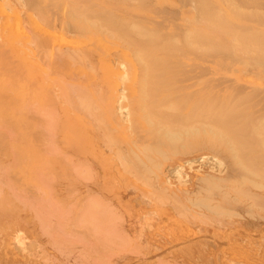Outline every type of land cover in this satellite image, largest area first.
Here are the masks:
<instances>
[{"label": "rangeland", "instance_id": "obj_1", "mask_svg": "<svg viewBox=\"0 0 264 264\" xmlns=\"http://www.w3.org/2000/svg\"><path fill=\"white\" fill-rule=\"evenodd\" d=\"M118 1L119 0H0V7H2V8H0L1 9L0 10V22H1L0 23L1 24L0 25V27H1L0 28V91H1V93H3V94L0 93V106H2V108H3V113H2V117H1V121H0V125H1L0 126V130H1V133H0V171H1L0 172V178L3 179V181L1 180L2 183L0 182V187L6 188V190L10 193V195L12 196V199H13V201H10V203H8L5 206L6 223H2L0 225V264H39L40 262L42 264H45L46 263L45 260H47V262L49 261L48 264H56V262H57V264H80V263H78V262L82 261V260H80V258H83L85 256V254L83 255V253L84 252L87 253V250L89 248L92 249L93 247L95 248V250H97V251H93V253L95 252L97 254V252L99 253V251H100V252L105 254L104 255L105 258H102L105 261L104 264L107 262L106 260L109 261V259H110V261H109L110 264L112 262H114V263L116 262V264H137V263L138 264L139 263L140 264H143V263L144 264H157V263L160 264L161 262H164V264H170V263H173V264H264V234H263L264 233V191H263L264 189H262L263 187L261 188V185L259 187V184L257 186V183L263 184V186H264V150H263L264 148L260 149V147H262V145L264 143V135H263L264 133L260 134V131H258L259 125H257V124H259V120L264 118V57L262 54L260 55L261 52L260 53L258 52V54L255 52V50L249 52V50H252V48H255L257 50L261 49L263 51V54H264V50H263L264 49V45H263V43H264V38H263L264 37L263 36L264 35V22H263L264 21V12H263L264 0H237V1L234 0L235 3H237V4L231 3L230 2L231 0L229 1L230 3L228 2V0L227 1L224 0L229 4H233L231 6L232 9H236L235 8L236 5L238 7L240 6L239 9L241 8V11H245V12H241L239 10V13L241 12L240 15H243L241 17L242 18L246 17L247 19L240 18V15L238 14L237 9H236L237 11L231 9V11L229 10V12L226 13V12L222 11V8L219 5H217L214 0H209V2L212 4L210 6L211 8H214V9H220L221 8L219 11H220V13L222 12V17L221 16L220 17L225 18L226 19L225 22L227 21V23L222 22L224 25L222 24L223 26H221L220 23L218 22V25L221 26L220 29L224 28L223 31L225 29H226L225 31H227V32L229 31V35L225 31L224 32L222 31L223 33L217 34V30L219 31V29H215L216 32L210 31V30H209L210 32H208L207 28L205 27L206 25L203 26V24L205 23L203 20L204 19L203 15H201V14L199 15V13L204 14L206 12L205 9L209 6H207L206 8L204 7L203 8L205 10L204 11L202 8H199L200 4L197 6L198 0H140V1L137 0L139 2L136 1V3L134 1L131 2V0H125V1L120 0L121 3ZM129 1H130V3H129ZM202 1L205 2V0H202ZM206 1H208V0H206ZM234 1H232V2H234ZM3 2L6 4H4ZM127 3L130 5H128ZM113 4H115V5H113ZM202 4L200 5V7L202 6ZM72 6H73V8H74V6L76 7L74 9V11H71ZM195 6L197 8H199L201 10V12L199 9L197 10V8L195 9L197 11H195L194 10ZM110 7H111V10H110ZM242 7H243V9H242ZM83 8H85L84 12H86V9L88 8L87 13H89V14L84 13V16L81 14L82 17H80L81 15L79 13H81V12L83 13ZM211 8H207V9L211 10ZM250 8L252 10H249ZM2 9L5 10L6 12L2 11ZM76 9H79L80 11L81 10L82 11L81 12L78 11L79 12L78 13ZM92 10H94V11H92ZM209 10H208V13L210 12L209 14H211V16H212V14H214V13L209 11ZM75 11L80 16H78L77 14H74ZM110 11L115 13L117 16L113 15L112 12L110 13ZM215 11H216V15H217V13L220 14L219 12H217V10H214V12ZM233 11L235 13L237 12V14L234 13L235 14L234 15L232 13ZM250 11L253 14H251ZM2 12L4 14H2ZM196 12H197V16L194 17L196 15ZM243 13H245V14L247 13V14L245 15ZM6 14H10V15H6ZM14 14L16 17L14 16ZM85 15H87L91 19L92 18L93 19L94 18L95 19H98V18L101 19V20H98L99 22L102 21V19H104L103 23L101 22L102 24H104L105 20H107V19L112 20L114 18V21L115 20L116 21L114 22L112 20V22H114V23L117 22L116 24L109 25L111 20L109 21V23L107 20L105 23V26H109V28H111L112 26L114 27V25H115V27H117V28H115V30L119 28L118 26H121L122 32H120V35H122L121 33H123L124 36L126 35L127 37H131V39H132L133 33H135V32H136L135 33L136 35H138L139 33L148 34V32L146 33V31L149 29H152L151 32H149V33L155 32L157 30L161 34L160 35L159 33H156L157 31L155 32L156 35H154V33H153L152 37H154L155 40H157V39L160 40L161 38L163 40V38H165L168 41V39L170 40V38L172 37L174 39V42H175V39H177L178 41L176 40L177 41L176 43H170V41L167 42L170 45L163 44L164 43L163 41H159V43H155L156 41L154 42V39H152V37H149L152 34H148L149 36L146 37L145 39L151 38L150 39L151 41H149V39H147L145 42H147V41H149V42L146 45V43L143 40H141V39L137 40L138 37L140 38V36H141L140 35L136 38V40H134L135 38H133V40L137 44L136 47L139 46L140 44H142L140 46H144L145 49L147 48V50L152 49L154 54L152 53V51L150 53L149 50L148 51L142 50L140 52V49H139L140 46H139V48L137 47L139 50H135L136 47H135V43H133V40H132L133 44L131 45L128 43L131 46H129V45L127 46V43L125 42V40H127L126 36H125L126 39H124L125 37L123 36L124 37L123 38L124 40H123L121 38V36L116 34L117 32L115 33L116 35H112L114 32L110 31V30L107 31L106 30L107 27L104 28L105 26L102 27V30H104V31L101 32V26H100L101 23L98 24L97 20H95L94 22H95V25L97 27L92 26V24H93L92 20L93 19L90 20L89 18H86V20H85V17H86ZM99 15L101 16V18ZM237 15H239V16H237ZM97 16H98V18H97ZM198 16H200L199 17L200 19L202 16L203 19H201V20H203V22H204L203 24L200 23V26H198L199 23H197L198 22L197 21ZM72 17H74V18H72ZM83 17H84V19H83ZM212 17H210V18H212ZM216 17H217V21H218V16H216ZM220 17H219V21H220ZM121 18H122V21H121ZM130 18H132L134 21ZM207 18H209V16ZM210 18L208 20H210ZM3 19H5V20H3ZM77 20H80V21H77ZM87 20H90L92 23L88 22ZM126 20H128L127 25L130 28L128 26H126V22H127ZM201 20H200V22H202ZM212 20L216 21V19L215 20L212 19ZM10 21H13V22H10ZM131 21H133L134 23ZM195 21H197V22H195ZM207 21H206V24L210 25L211 21L209 23H207ZM228 21H230V23ZM5 22H7V23L5 24ZM34 22L38 23V25L35 24ZM12 23H14L16 25H12ZM24 23H26V24H24ZM131 23H133L135 25H137V23H138V25L142 24L144 27L146 26L144 28V30L145 29H147V30H145L144 32H142V31L138 32L137 29H139V28H137L136 26H133V24H131ZM139 23H141V24H139ZM228 24H229V26H227ZM17 25H18L19 29L17 27H15ZM124 25L126 27H124ZM209 25H208V27H209ZM214 25H216L215 22H214ZM214 25L213 24L210 25L211 26L210 28H213ZM218 25H216V26H218ZM219 26H218V28H219ZM226 26L228 28L231 27L232 30L235 31L236 33L239 32L238 34H241V35H239L240 38L242 37V35H244L242 38L245 40L242 39V45L244 44V45L248 46L247 44L249 43L250 44L248 46L249 50L247 49L246 46L244 48V45H243V46L239 47V49L242 48L243 51H240V53L238 52V49H236V47H235V46H238V42L237 43L235 42L236 38L234 39V36L232 37L233 34L230 33L232 30L230 31ZM13 27H14V30H13ZM21 27L23 30H25V28H26V30L25 31L21 30ZM113 27L111 28V30H113ZM134 27H135V29H134ZM15 28L20 32L15 31L16 30ZM124 28H126L127 30L129 29L130 34H132V35L129 36L130 35V34H128L129 32L123 31ZM131 28H133V30H132L133 32L131 31ZM153 28L155 29V31H153L154 30ZM191 28L196 29V30H193V29L192 30L195 31L197 34H199V37H201V38L203 37L202 31L204 28H206V29H204L205 33L207 31V33H209V34L211 32H212V35L214 34L212 37H210L211 35H208L207 36L208 38L205 37L204 39L206 41H208L209 38L212 39L215 36L217 38L219 37V39H221L220 37L222 36V38H223V39H221L222 42L219 43L220 40L217 39L218 40V42H217V40L213 38L214 42L212 41L209 43H211L210 45H212L213 48H215V51L213 49V51H210V52L206 51L205 52V49H204L205 44L204 43H206V41L203 42L204 46L200 47L201 45H203L202 44L203 40L201 41L197 37V35L195 36L196 33L194 34V32L191 30ZM5 29H6V31L8 30L7 31L8 34H6V32L4 33ZM43 29H45V30H43ZM140 29H142V28H140ZM185 29L187 31H185ZM201 29H202V31H201ZM98 30L100 33L98 32ZM188 30L190 31V34L193 33V35L195 36L194 37L193 35H191L192 38L194 37L195 39H192L191 36H189L191 38V40H193V42L196 40L195 43L198 42V45H199V43L201 44L200 46H198L196 44L198 47V52H197V50L194 51L196 48L193 49V47H191V46H194L195 44L193 45V43L191 42V44L189 45L190 40H189V42H188V40H186V37L189 35ZM27 31L29 32L30 35H27L28 34V33H26ZM46 31H48L49 33ZM119 31H120V29H119ZM191 31H192V33H191ZM256 31H259L260 34H258ZM23 32L25 34H23ZM184 32L186 33L185 35H187V36L184 35L185 38H184V36L183 37L181 36V35H183ZM187 32H188V34H187ZM249 32L251 34H249ZM205 33H203V34H205ZM207 33L204 36H206ZM224 33L227 34L228 36L223 35ZM248 34H249V37H248ZM245 36H246V38H245ZM18 37H20V40ZM60 37H62V38H60ZM116 37H118V39H116ZM189 37H187V39ZM196 37L198 39H196ZM250 37H251V39H249ZM253 38H255V39L253 40ZM15 39L18 40V42H14V41H16ZM64 39L65 40L69 39V40L65 41ZM121 39L123 40L124 44L122 43ZM142 39H144V38H142ZM165 39H164V41H165ZM211 39H210V41H211ZM29 40L32 42V44H35V47H36L39 54L36 55V53H35L36 49H34L35 47L30 46L31 43L30 44L27 43ZM130 40H127V41H129L131 43ZM172 40H171V42H173ZM185 40L188 42V44ZM250 40L252 43L250 42ZM255 40L258 41V43L255 42ZM101 41H103V43H101ZM184 41L186 43H184ZM243 41H244V43H243ZM65 42H66V44H65ZM68 42H69V44H68ZM161 42H163V43L161 44ZM180 42H183L181 44H184V45L182 46L181 44H179ZM260 42H261V45H260ZM37 43H38V45H37ZM177 43H178V45H181V46H178ZM209 43H208V45H209ZM212 43H214V44H212ZM245 43H247V44H245ZM155 44L157 46H160V47L163 45L164 46L163 52H165V54L164 53L162 54V53H160V51H158V50H160L159 47H158L159 49L157 47L156 48L153 47V46H156ZM171 44H172V46H171ZM251 44L252 45L255 44V45L251 46ZM256 44H259V45L256 46ZM166 45L168 47L170 46V48L173 47V49L171 48L172 50H174V48H175L174 53L172 52V50L170 51V48H168L170 51L169 52L167 50ZM185 45L186 46L188 45L189 47H186ZM216 45L218 46V48H216L217 47ZM150 46L153 48H151ZM227 46H229V47H227ZM230 46L232 48H234L235 50L230 48ZM250 46H251V49H250ZM56 47H58V48H56ZM128 47H129L130 51L127 49ZM144 47H141V48H144ZM22 48H24V49H22ZM54 48H56V49H54ZM154 48L156 50H153ZM161 48L163 49V47H161ZM223 48H225V49L222 50ZM200 49H202V51H200ZM2 50H6V51H4L6 54L4 53V55L3 54L1 55V53H3ZM59 50H63L64 52H66V54H69V53L73 54V56H71L72 61L70 59L66 58V55L63 54L64 57H63V55H60V53L62 54V52ZM79 50H80V53H77V52L75 53V51L79 52ZM133 50H135V52L133 53L135 58L139 57L138 54H140L141 58L140 57L139 58L142 60H140L138 58V61H140V62L142 61L143 64L141 63V65H145V67H146V63H144L145 61L142 58V55H141L142 52L143 53L149 52L150 54L147 53L148 56L155 55V57L157 56L158 58L162 57L160 59L162 63L164 62V60L165 61L167 60L166 61L167 65L162 64L158 60L160 62V66H159V68H157L156 66L159 65L158 62H157V60H154L155 57L152 58L154 60L153 62H155V61L157 62L156 66L155 67L153 66L154 67L153 69H155V70H153L155 74H157V70L167 69L165 71H162V72H166V73H163V76H165V79H163L164 77L162 75H160L161 72H158V74L163 77V78L161 77L163 80L161 81L160 77H159L160 79L158 77L157 78L160 80V83L163 84V86L165 88H168V89L173 88V89L169 90L170 93H169V91L164 92L163 90H161V89H163V87L159 83H158L159 85L157 84V82L159 80L157 81L155 79H152L154 83H152V84L150 83V82H152L150 77L152 75H154V73L151 72L152 71L151 69H150L151 71L149 69H147V70H149V72L153 73V74L149 73L151 76L147 75L150 78L149 79L150 82L148 80H147V82H149L151 84L150 85L151 88L148 87L149 84H147V83H146V85H142V83L144 84V81L141 78L140 79L142 80L141 81L142 83H140L139 77L144 76L145 72H143V70L144 69L146 70V68L144 67V69H142L141 68L142 66L139 67L140 62L138 64V66L136 65L135 61L137 60V58H136V60H134L133 55H131L132 53L130 54V52H133ZM176 50H178L179 52L177 51L178 52L177 53ZM203 50H204V52H203ZM209 50H210V47H209ZM245 51L249 52V54H247V52H246V55L242 54V53H245ZM19 52H21V53H19ZM67 52H69V53H67ZM85 52H87V53H85ZM88 52L89 53L91 52V54H89ZM136 52H138V54ZM175 52H176L177 56H176ZM106 53H108V55ZM76 54L80 55L81 59H82L81 56H83V58H85L86 54H87L86 57H88L89 55H92V56H89L88 58H86L85 61L83 59H82L83 61H81V60H79L78 56H76ZM178 54H180V55L178 56ZM93 55H95V56H93ZM114 55H116V56L114 57ZM165 55H167V56H165ZM148 56L145 55L144 59H147ZM151 56H150V58H151ZM173 56H174V58H173ZM6 57H7V59H6ZM37 57H39V58L37 59ZM150 58H149V60H151ZM73 59H76V60L73 61ZM149 60H148V62H149ZM124 61H125V63H127L126 66H128V63H129L130 68H132V69L126 68L124 70V68H125ZM76 62H78V63H76ZM150 62L148 63L149 65H150ZM153 62H151V64ZM155 63L153 65H155ZM85 65L87 68H90V69H91V67H88V66L91 65L95 69L92 68L90 71L89 70L86 71L87 69H85V67H84ZM43 67L47 68L49 72L46 69H44ZM127 69L131 71L130 72L131 74L129 76H128L129 73H127L128 72ZM45 70L49 73L48 74L46 72L47 73L46 76H44ZM95 70H97L99 72H97ZM139 70H142L140 72L142 75L140 73H138ZM91 71L92 72L95 71V72L92 73ZM169 71L171 73H173L174 79L171 78L172 76L170 77V75H172V74ZM74 73H75V75H74ZM95 73H96V75H95ZM125 73H127V74H125ZM63 74L65 75V77ZM82 74H84V75H82ZM102 74H106V75L102 76ZM146 74H148V73H146ZM13 75H15V77ZM20 75L24 76L23 77L24 79H22L21 78L22 76H21L20 77L21 80H19ZM97 75L99 78L97 77ZM57 76L59 78H56ZM124 76H126V77L128 76L129 81ZM147 76H144L142 78H145ZM156 76L157 75H154L153 77L156 78ZM60 78H61V80H60ZM67 78H69V79H67ZM81 78H83V79L81 80ZM52 79L56 82L55 84L53 83L54 81ZM63 81H66L67 85H69L70 83L72 85L74 84L73 87H71L72 89H70V86H72L71 84L68 87L67 85L63 84L64 83ZM163 81L165 83H163ZM28 82L31 83V85ZM50 82H52V83H50ZM60 82H62V83H60ZM145 82H146V80H145ZM155 82H156V84H155ZM166 82H170L169 84H171V85H169V86H172V87L171 88L167 87L168 83H166ZM172 82L174 85H172ZM44 83H46V84H44ZM76 84L82 88L83 87L87 88V89H85V88L84 89H85V91L88 90V92L86 91L87 96L85 95L88 99L86 97L84 98V100L81 99L84 97V95H83V97L80 95V97H78L79 99L75 98V96L77 97L79 95V93H77V92L80 91L79 87L75 89L74 86ZM95 84H96L95 87L97 88L96 92L93 91L95 89L94 88ZM164 84H166V85H164ZM64 85H65V88L63 89ZM91 85L93 87V90H92ZM155 85H157V86H155ZM57 86L60 87V89H62V91H64L65 94H67V95H65L64 93H63V95H60L59 93L61 91H59V93L56 92L59 90ZM97 86L98 87L100 86L101 89L98 88ZM142 86L143 87L147 86V87L142 88ZM153 86H155V87H153ZM158 86H161L162 88L160 89ZM11 87H15V88H11ZM28 87H30V89ZM66 87L69 89H66ZM103 88L106 91H104ZM157 88H159L160 90H157ZM174 88L175 89L177 88V89L174 90ZM48 89L51 90L52 94L50 93V91H48V93H47ZM99 89L102 91L100 92ZM140 89H141V92L142 91H144V93L146 92V95L145 94L142 95L143 93L142 94L139 93ZM148 89L152 90V93H150L151 91H147ZM23 90H24V92H23ZM53 91L56 93L55 94L56 96L54 97V99H52L50 101L49 99L53 97V93H54ZM86 92H85V94H86ZM49 93L52 95V97ZM175 93L176 94L178 93L181 96L176 95L177 96L176 97ZM181 93L184 94L185 96L182 95ZM73 94H76V95H73ZM232 94L235 95V97ZM37 95H39V96L37 97ZM98 95H99V97H98ZM165 95H169L168 97L171 96L170 99L167 98ZM173 95L176 98L174 97V99H173L172 98ZM141 96L143 98H145L144 96H146L147 98L149 97L148 101L150 100L151 101L150 103L152 104V107L150 104V107L152 109H150L149 105H148V108L150 109V111L146 110L147 105L145 106V103L147 104V101H146L147 99L142 103L141 102L142 100L139 99V98H142ZM34 97H37V99ZM178 97H180V98H178ZM72 98L74 100H72ZM89 98H90L91 102H94L96 104V106H93V105H95L93 103L91 105V102L88 103ZM127 98H130L131 100L128 101ZM189 98H190V100H188ZM236 98L239 101L240 100L241 101L240 102L237 101ZM241 98H243L244 100ZM26 99L29 101V103L24 102V101L27 102ZM63 99H65V100H63ZM85 99H87L88 101L87 100L85 101ZM122 99H123V102H122ZM185 99H186L187 103H184ZM69 100H70V102H69ZM71 100L74 102H72ZM101 100L103 102H101ZM161 100H164L165 105H164L163 101H162L163 103L160 104ZM175 100H177V101H175ZM179 100H181V101H179ZM231 100L232 101L234 100L233 103L236 105H234L231 102ZM79 101H81V102H79ZM82 101L85 102V105H84V103H82ZM99 101L101 102V104L99 103ZM117 101H119V102H117ZM223 101L225 104L223 103ZM22 102H24V103H22ZM34 102H36V103H34ZM54 102L56 103V108L58 109L57 113L55 112L57 109L54 108L55 107ZM115 102H117L118 105L120 104V102H122L121 103L122 106L121 105H119V106L122 107V109L124 107V109L127 111V113H128V111H130L129 112L130 115L131 116L133 115V116L132 117L130 116V118L128 117L127 120H124V122H123V119L121 118V116L116 111L118 105ZM175 102L177 105L182 106V108H183V110H182V108H179L182 110V111L180 110L181 115L182 114L187 115L189 113L188 115L190 117L185 119L188 122L191 120L190 119L191 117H194V118L199 117L196 115H199V114L201 115V113L203 114L204 112H205V114H207L204 108L207 107L208 110L210 108H212V109H210L211 111L209 110L211 113H209V111H207L208 115L210 114V116H211V117L208 116V119L209 120L212 119V124H210V126L211 127L213 126L212 128H215V131L217 133H215L213 131V133H215V134L212 133L213 136L211 138V135H210L211 133L209 131L211 130V132H212L213 129H209L211 127L207 124H206L207 128L204 127L206 130L202 129V130H200V132L197 131L198 127L199 128L202 127V126H200L201 125L200 124L201 121H200L199 124L197 123L199 126L197 128H195L197 125L196 124L194 129H193V130L196 129V131L191 130V132L193 131L194 136H192V133H191V138H190L188 135L189 134L188 130L192 129L193 127H190V126H193V125L189 124L190 129H187L189 127H187L186 123H184V125H186L187 128L184 129L185 126H183V127L180 126V127H181V129L183 128V130H187L188 134L187 133L184 134L182 131H180V133H179V131L177 130V133H179V134H177V136L176 135H172L173 137L169 136L168 137L169 140L167 138V140L165 141L164 138H166L167 136H165L164 131H165V129H167V127H166V125H164V126L161 125L162 121H163V123H164V121L166 123L169 120L168 121L169 123H166L167 125L168 124L172 125V124H170L171 121H173L176 124H177L176 121H179L177 125H182L181 124L182 122L180 123L181 119H179V118H181L183 115L181 117L178 116L179 110L178 111L176 110L177 105H175L176 107L174 106ZM180 102H183L186 105L185 109H184V105H180V104H182ZM235 102H237V103H235ZM68 103H74V104H72V105H74V109H73V106H70L71 104L68 105ZM86 103H88V104H86ZM137 103H139V104H137ZM158 103L160 104V106L158 105ZM220 103L224 104L226 106V108H225L226 110L224 109L225 113H226V111H230V112L233 111L234 106H235V109H238V111L236 110L235 112L234 111L231 112L230 113L231 115L229 116V118H227L229 115L228 113H226V115L223 113L225 116H227V117H225L222 114L224 117V120H223L222 119L223 117H221L222 115L219 112L220 110L217 109V107H220L219 106ZM228 103H230V104H228ZM50 104H52L53 106L50 107L51 106ZM143 104H144L145 108H142ZM166 104H167L168 108L170 106L171 111L173 113H175L176 116H178V118H177L178 120L176 119V116L175 117L173 116V113L171 111H170L171 113L169 112L170 109L166 112V109H168ZM193 104L197 105V106L196 105H194V106L196 108H199L201 113L197 109H196L197 111H195V110H193V107H190V105H193ZM203 104H204V106H203ZM245 104H247V105H245ZM81 105L83 107L85 106L87 109L85 107L83 108ZM153 105L157 106L161 109H158V110L156 109L157 111L155 112V109H154L155 107ZM211 105H212V107H211ZM213 105L214 106L216 105V106L213 107ZM230 105H231V107H230ZM43 106L45 108H47L46 111L48 113L47 112L46 113L48 115L46 114L45 117L48 116L47 117L48 121H49V118H51V119L53 118V120L55 117L57 118V119L55 118V120H58V121H56V123H59V124L53 123V124L57 125V127L55 129L57 133L54 132V134H52V132L50 131L51 134H49V131L46 132L48 128L46 129V131H44V130L41 131V129H44L43 124H45L47 122V121H45L46 119L44 118V112H43L44 110L43 109H45V108ZM87 106L88 107L90 106V107L88 108ZM126 106H127V108H126ZM131 106L134 108H132ZM48 107L53 108V112L51 109H50L51 112L48 111L49 110ZM128 107H130V108H128ZM195 107H194V109H195ZM221 107H222V105H221ZM228 107L231 109H229ZM38 108H40V109L38 110ZM81 108H82L81 111L77 110V109H81ZM93 108H95V110ZM223 108H224V106H223ZM28 109H30V111H31V113L29 111L30 115L27 113ZM33 109H35V110H33ZM85 109L89 113H87L85 111ZM91 109L93 112L91 111ZM97 109L102 110V112L104 113V114H102V112L99 110V112L102 114V116H100L101 114L98 115V116H100V119H99V117L96 118L97 116L92 114V113H95ZM189 109L192 112L195 111V112H198L199 114H197V113L195 114V112H193V114H192V113H190V111L188 112ZM216 109L218 111H216ZM133 110H135V111H133ZM221 110H222V108H221ZM38 111L40 112L39 116L37 114V113H39ZM82 111H84V113L85 112L86 113L84 114ZM90 111H91V113H90ZM224 111H222V112H224ZM23 112L25 115L23 114ZM145 112H149V113L152 112V114H151L152 116L155 114H158V116H159V114L160 115L163 114V116H161V118L158 117L159 118L158 119L157 115H155L156 118L158 119V121L156 119L152 118V120H153V122H152V120L150 119L151 117L149 118L148 114H146ZM218 112H219V115H221V116H218V114H216ZM239 112H240V114H239ZM167 113L168 114L170 113L169 119L166 118V116L164 115ZM180 113H179V115H180ZM20 114H21V116H20ZM49 114L51 115V117ZM52 114H55V115H52ZM111 114H112V117H111ZM144 114H146V115H144ZM171 114H172L173 120H171V116H170ZM194 114H195V116H191ZM205 114H204V116H205ZM86 115H88L89 118ZM142 115H144V116H142ZM18 116L21 117V118L19 117L20 120H19ZM93 116L95 118H92ZM128 116H129V114H128ZM141 116H142V119H141ZM8 117L9 118L11 117V118L9 119ZM163 117H165L166 119ZM167 117H168V115H167ZM202 117H201V119H202ZM205 117H207V115ZM218 117H220L223 121H225L226 119H228L229 121H233V122H231L232 123L231 124L227 120V123H225L224 126L226 128V126L228 124H231V126L229 127V128L232 127L231 130H233V126H234V128H235L233 130L234 133L233 132L231 133L229 131L230 129H225V130L229 131L235 139H237V140L239 139L245 148H247V146L249 145V147L251 148V150L249 149L250 151L248 150L246 152V149H244L245 152H243L242 146L237 148V146L240 143L237 140H236L237 141L236 147L234 148L233 144L235 142H233V143L231 142L232 143L231 144L228 141L230 138L228 139L225 136L226 132L223 134L221 132L222 130L219 131L220 128L218 126H220V125H218V124H221L223 121H221ZM231 117H232V120H231ZM184 118H185V116H183V120H184ZM217 118L221 121V122L218 121L220 123L216 122L218 120ZM245 118L247 121L244 123L243 121L245 120ZM77 119H78V121H77ZM93 119L96 120L97 122H98V120H100V121L97 123L96 121H93ZM103 119L105 120L104 123H103ZM131 119L134 120V121H132L133 124L134 123L137 124L136 126L135 125H132V127L130 126V124H132V123H129V121ZM188 119H190V120H188ZM196 119H198V118H195V120ZM208 119H207V121H209ZM249 119H251L253 126L255 123L256 128L258 127L256 129L254 126V129L257 131H253L254 130L253 129L252 130L253 133L250 130L253 128V126H251V128L247 126L248 124L250 126ZM257 119H259V120L257 121ZM3 120L5 122H2ZM59 120H61V121H59ZM136 120H137V122H136ZM199 120H200V118H199ZM204 120H205V118H204ZM145 121L148 123H146ZM213 121H214V123H213ZM17 122L20 124H18ZM94 122L97 123L98 127H100L101 123H102V125L105 124L103 126L104 128H102V126H101V128H99V130L102 129L103 131L106 132V134L111 133V130H112V132H113L112 135L109 134L111 136L104 135L105 132L102 134L105 136L104 138H102L104 140V142L101 139V137H102L101 131L102 130L99 131L98 127L95 125L96 123L94 124ZM118 122H119V124H118ZM191 122H194V121H191ZM210 122H211V120H210ZM242 122L245 124V127L247 126L250 129L245 128L244 124L242 125ZM4 123L5 124L8 123V125L7 124L4 125L7 128L6 127L4 128V126L2 127V125ZM205 123H207V122H205ZM260 123H264V122H260ZM22 124L25 127H23ZM93 124L96 126V128H95V126H93ZM106 124H108V126ZM147 124H149L150 127H149V125L147 126ZM222 124H224V123H222ZM222 124H221V127H222ZM26 125H27V128H26ZM36 125L41 127V129L39 127H37L35 129ZM151 125L153 127H155V129L157 128L156 130H154V128H152L153 132L151 129ZM157 125H158V127H157ZM159 125L162 128L166 127V128H164V130L162 129L163 131L161 130L162 133L164 134L163 136H165V137L163 138V136H161L162 134H159L161 140L159 138L157 139V140H159V142L163 141V143L161 142L162 144L159 143L158 141H156V138L158 135H156V138H155V136L153 134L154 131H157V132L160 131L161 128L159 127ZM202 125L204 126L205 124H202ZM45 126H47V125H45ZM48 126L50 127V125H48ZM52 126H55V125H52ZM134 126L136 128H140V129H136V132H135V130L133 131ZM137 126H139V127H137ZM228 126H227V128H228ZM235 126H238V127L242 126L240 128V131H241V133H243V131H244L243 136L240 133V131L238 130L239 128L236 129ZM260 126H264V125L260 124ZM8 127L14 128L15 131L12 130V128L9 130ZM107 127L109 128V130H106V129H108ZM169 127H171V126H169ZM1 128L2 129L4 128L3 129L4 131ZM57 128H60V130ZM129 128H132V130H130ZM144 128H146V129H144ZM148 128L150 129L149 131H148ZM158 128H160V129H158ZM223 128L224 127H222L221 129H223ZM242 128H245V129H242ZM95 129H97L99 132L95 131ZM178 129H180L179 126H178ZM207 129H209V131ZM247 129L249 132L251 131L250 132L251 135H249L247 132H245V131H247ZM11 130L13 131V133L10 134ZM23 130H25V131H23ZM140 130H143V131H140ZM172 130L173 129L171 127L170 132H172ZM259 130H262V127ZM168 131H167V133H170ZM238 131H239L240 135L238 134ZM15 132H17V133H15ZM97 132L100 135H98ZM174 132H172V133H174ZM194 132H196V133L198 132L200 137L199 136L195 137L198 134H196ZM5 133H6V135H5ZM18 133H19V136L17 135ZM20 133H22V134L20 135ZM25 133L26 134L29 133V135L28 134L25 135ZM96 133L98 136L96 135ZM246 133L249 135L250 138L247 137ZM43 134H45V135H43ZM183 134L186 137L188 136L187 137L188 141H186V137ZM207 134H209V135H207ZM15 135H17L16 137L19 138V140L15 137ZM52 135H53V137H52ZM136 135H139V136L136 137ZM169 135H171V134H169ZM214 135H217V137L215 138ZM254 135H258L259 138L257 136H254ZM12 136H13V138H12ZM203 136H205L204 137L205 139L203 138ZM235 136H237V137H235ZM239 136H242V137H239ZM8 137H10V138H8ZM109 137L114 138V139H110ZM171 137L173 139V141H172L173 143L170 141ZM228 137H230V135ZM91 138H96V139L92 140ZM116 138L119 141L115 142L114 140ZM248 138L251 140H249ZM15 139L17 140V142L16 141L12 142V140H15ZM162 139H164V140H162ZM176 139H178L177 143H176ZM213 139H214V141H213ZM216 139H218L220 142ZM220 139L223 141L225 146L222 145L223 143L221 142ZM258 139H261V140H258ZM22 140H23V142H22ZM55 140H57V141H55ZM72 140H73V142H72ZM96 140H97V142H96ZM179 140H181V141H179ZM207 140H208V142H207ZM246 140L248 141L249 144H246L247 143ZM168 141H169V143H168ZM230 141H233V140H230ZM255 141H256V144H254ZM261 141H262V143H261ZM42 142L44 143V145ZM156 142H158L159 144L156 145L155 144ZM187 142H189V143H187ZM53 143H55V144H53ZM102 143L105 147L106 146H108V147L104 148ZM107 143L109 145L111 143L110 146L111 147L113 146L112 148H114V149L109 148V145ZM130 143H133V144L130 145ZM166 143H168V144L172 143L173 145L176 143L174 145V146L177 145L175 148L176 151L174 150V146H169ZM237 143H238V145H237ZM50 144H51V146H52V144L54 146L58 145L57 147L60 150L56 146H55L56 148H54V149L55 150L58 149V151H60L59 153L57 151L58 156H60L59 159H58V157H56L57 155H53L52 153L47 156V154H49V151L47 150V152H46V148H48V146L50 148ZM127 144H129V145H127ZM154 144L156 145L158 150H157V148H155ZM163 144L165 146H163ZM187 144H188L189 148L187 147ZM114 145L115 146L117 145V146L114 147ZM142 145H144L145 147L144 146L142 147ZM54 146H52V147H54ZM120 146H122V147L124 146V148H126L127 152L122 147H121V149H124L123 151L121 149H118V147H120ZM134 146L137 148H135ZM146 146L148 149L146 148ZM254 146H255V148H254ZM172 147H173V150H172ZM116 148H117V150H116ZM142 148L144 149V151H146V153H144ZM191 148L193 149V151L191 150ZM253 148L256 150H253ZM10 149H11V151H10ZM44 149H45V151H42ZM105 149H106V151H105ZM145 149H147V150H145ZM161 149L164 153L161 151ZM240 149H242V152H239V151H241ZM259 149H260V151H259ZM14 150H15V153H14ZM50 150L53 151L51 148H50ZM91 150H92V152H91ZM107 150H109L110 152L108 153ZM113 150H116L115 151L116 153L111 152ZM118 150H119V152L122 151L126 154L128 153L127 155H125L124 153L123 154L125 155V157L128 156L129 161L134 160V159H132V154L137 153V156L133 157V158L138 157L141 160V162L146 164L147 169L150 168L149 170H147L149 172V174L144 173V171H142V170H146V169L141 162H140L141 165L139 164L138 158H137L138 160H136V162L138 161V163H136L135 160L131 162V163H133L132 165H135L132 168H134V167H136V168L134 170L132 168L128 169L130 166H132V165H130V162L127 160V162H129V165H130L129 166L125 162L126 160L125 161L121 160L122 156L121 157L115 156L117 154ZM130 150L133 151L134 153L131 154ZM159 150L161 152H159ZM189 150H191V152ZM213 151H214V153H213ZM234 151H236V152L238 151L239 152L238 154H243V153L244 154L241 155V157H240ZM122 152H120V154H122ZM185 152H186V154H185ZM258 152H260V153H258ZM53 153H56V152H53ZM64 153H68L69 155L71 154L70 155L71 159L69 158L70 156L68 154H66L67 156L65 155L66 157H63ZM158 153H160V155ZM231 153H233L234 155H231ZM256 153H258V154H256ZM142 154H143V156H142ZM18 155H19V157H18ZM33 155H37L38 158L36 159L35 166L32 168V165H33V158L32 157H33ZM144 155H146V156H144ZM236 155H237V159H235ZM10 156H12L13 158H11ZM161 156L162 157L164 156V157L162 158ZM252 156H254V158ZM15 157L18 158V160L15 159V161H14ZM116 157L118 159L120 158L121 161L125 162L129 166V167L127 166L128 170L125 169L126 171L130 172L132 170L131 172L133 173V171L136 170L135 172H137V175H139V176H137L135 178L138 179L139 181H136L134 179V176H136V173H135V175L133 173L134 176H132V174L130 172V174H131V176H130L129 173L124 172L125 170L123 171V169L126 168V166H124L126 164H124L120 160L118 161V159ZM222 157H223V159H222ZM61 158H63V159L65 158L64 159L65 161H66V158L68 159L66 161L67 163L66 162L62 163L63 166L59 162L61 160ZM124 158H122V159H124ZM129 158L132 160H130ZM241 158H243V160L245 161V166H246L247 171H248V169H250L251 171L253 170L252 171L253 173H256L257 169H259L260 172L258 170V173H260L259 175H261V176H257V174L256 175L255 174L250 175L248 173V172H250V170L248 172H246L245 171L246 169L244 168L245 166L242 165L243 167L242 166L240 167L241 164H239V163L244 162V161L242 162ZM145 159H148L150 163L148 162V160H145ZM238 159H240V160L238 161ZM76 160H77V163L78 162L80 163V164L78 163L80 166L84 164L86 167L88 164V167L90 168L89 165H91V166L93 165L91 167L92 170H91V168H90V170H91L92 174L94 171L99 172V174L98 173L95 174V172H94V174L96 175V176L94 175V177L95 178L97 177V178L92 179V176H91L92 180H88L89 178L86 175L87 174L92 175V174L86 173V172H90L89 169H87V167L84 168V166L83 167L81 166L82 167L81 168L79 165H75V164H77ZM255 160H257V162ZM21 161H24L25 163H23ZM68 161H69V163H68ZM217 161L220 163V165ZM222 161L224 162V164ZM3 162H5V163H3ZM7 162L9 163V166H11V167L6 165V164H8ZM16 162L18 163V165ZM61 162H63V160ZM70 162H71V164H73L75 162L74 165L76 167L79 166L80 167L79 170L83 169V170H80L82 172L83 171L85 172L84 169H86V172H85L86 175H85V173H81L75 166L70 165ZM14 163H16V164H14ZM41 163L44 165L47 164V166H49V167H47L45 165L47 167V169H50L51 173L52 172L54 173V175H53V173L52 174L50 173V175H48L51 178L47 176V173L49 172V170H48V172H46L47 171V170L45 171L46 168L44 169L45 166L43 167ZM49 164H51V165H49ZM120 165L123 166L124 168L121 169ZM217 165H218V167H217ZM140 166H143L144 168L140 167ZM228 166H229V168H228ZM38 167H41V168L43 167V169H44V170L41 169L40 170L41 172L39 174L37 173V171L39 172ZM65 167L67 169H65ZM21 168L22 169L24 168L25 171L22 170ZM68 168H70L69 170H71V168H73V169H72V171H69ZM178 168L180 169V172H179L180 177L178 176V178H170L171 185L164 184V181L167 179V176L169 175V171L170 170H176ZM242 168L245 170H241ZM34 169H35L34 172L36 173V175L33 174L34 172L32 170H34ZM74 169L78 170V173H80L79 176L81 178H83L82 175L84 174V176L87 177V181H86L85 177H84L85 180H83L77 176L78 174L75 175L76 172L73 171ZM224 169H226V170H224ZM21 170L23 172H21ZM151 170L153 171V173L151 172ZM6 171H8L9 174L8 173L6 174L5 173ZM10 172H11V174H10ZM43 172L45 173V175L47 177L44 174L42 175ZM102 173H103V175H102ZM117 173H118L119 177L117 176ZM143 173L146 175H143ZM4 174H6V175H4ZM55 174H57V177H55V178H57L56 183H55V180H53L54 178H52V176H51V175L56 176ZM147 174H148V176H150L152 178L147 177ZM253 175H255V177ZM5 176H6L5 179L8 178L9 182L12 181V183L11 182L9 183L8 180L5 181V179H4ZM35 176H36V178H35ZM37 176L39 178H42V180L38 179ZM61 176L64 178H61ZM100 176H101V178H100ZM251 176H253V177H251ZM31 177L33 180L31 179ZM258 177H259V179H256ZM48 178L51 179V181ZM142 178H143V180H144V178H149V180H151V182L154 181L151 185H153L155 183L154 185L155 186L157 185L156 186L157 190L159 189L158 192H160V189H163V193L165 192L164 194H166V193H167V195L169 194L170 198L177 200V203H178V199H180V201L182 203L179 202L181 204V206L179 204V208L180 207H186V208H184V209L180 208V210H179L178 205H177V207H176V205L175 206L173 205L174 207H176L175 210L178 211V214H176L174 212L175 210H173L174 207L172 206V204L168 205L169 201H168V203L165 202L167 204H164L167 206H164L163 204H162L163 206L162 205L159 206L158 204H160L162 200H165L166 196L164 194L162 196H160L162 193H160V195H159V193L157 192L159 195V198H158V195L156 198H158L160 200V198L163 197L164 199L160 200V203H158V204L156 201H152V200L156 199L155 196H154V198H150L152 195H154V193L153 194L151 193L152 195H150V193H148V192L152 191L151 187H153V190L155 188V191H156V187H154V185L153 186L149 185L151 189L150 188H144L149 183L147 182L148 179L145 180L146 182L141 180L142 183L143 182L146 183V184L143 183V186H142L141 181H140V179H142ZM251 178H253V179L251 180ZM34 179H37V181ZM45 179L49 180L47 183L48 185L51 182L49 185L50 187L53 183H54L52 185L53 187L56 184L54 189H57V190L54 191V189H52L53 190V193H52L53 197L50 195L51 192L48 193V191H47V189L50 187L48 185H45V182H44ZM93 180H97L98 184ZM38 181H40V182H38ZM239 181H241V182H239ZM254 181H255V183H254ZM6 182L9 184H7ZM12 185L13 186L15 185V186L13 187ZM33 185L34 186L36 185L37 187L35 186L36 187L35 188V187H33ZM64 186H65V188H64ZM233 186L234 187L236 186L235 188H237V189H239V188L244 189V190L240 189V191H243L245 193L247 192L246 193L247 196H244L245 194L243 192H240L239 194H236L235 191L233 192V190H234L232 188ZM11 187H13L14 189H10ZM44 187H48V188L46 189ZM228 187L229 188L231 187L232 189L231 188L229 189ZM20 188H21V191H20ZM23 188H24V191H26L27 193L22 191ZM127 188H129V191ZM36 189H37V193H36ZM40 189H42V191H43V194H42L43 198H46L42 201H40L42 199V197H40V195H39V194H41ZM147 189H149V190H147ZM165 189H166V191H164ZM14 190L19 191L20 193L15 192ZM52 190L50 189L49 191H52ZM38 191H39V194H38ZM183 191H185L187 193H185ZM238 191L239 190H237V192ZM23 192L26 194H24ZM21 193H23V194H21ZM44 193H46V194H44ZM173 193H174V195H173ZM27 194H28V197H30V195L31 196L33 195L30 198V199H32L31 201L29 198H28L29 200L26 201L27 200ZM34 194L36 195L35 199H34ZM68 194L72 198L70 196H68ZM94 194L99 195V196H94ZM15 195H17V196H15ZM19 195L21 197H18ZM89 195H91L90 197H92V195H93L95 198H91V199H94V200H96V198L98 197L97 199L99 200V202L96 201L95 203H98L101 205L103 202L108 201V202H106L107 204H105L106 206L110 205V203L113 206H115V209H117V213L118 212H120V213H118V217L116 215L114 216V214H111V215H113V219L116 217L115 220L118 218H120V219L122 218V220L118 219V222L123 221V218L125 217L124 218L125 223L120 225V226L123 225V227H120V228L117 227V225H115L116 223L115 224L113 223L115 220H113V219H112V221L110 220L112 217L110 218L109 216H111V215H108V216L106 215L105 217L103 216V218L101 219L100 218L101 216L100 217L97 216L99 213L96 214V212H95V214L93 213L94 217L89 215L88 219H83V218H85V215H87V213L85 215L82 213L84 216L82 218L83 219L82 220L80 215H78L79 211L85 210L84 208L89 205V204L86 205L87 202L88 203L91 202V207L93 206L92 203H94L91 199L89 201L86 200V198H88ZM122 195L123 196L125 195V196L122 197ZM155 195H156V193H155ZM175 195L178 198L172 197ZM13 196L15 198H19V199L16 200ZM49 196L51 198H55V199H52V200H56L53 202L59 201V202H61L62 205L65 204V207L61 206V205H60L61 207H59L58 205H55L56 203H54V205L51 207V205H52L51 203H53V202H52V200H49V199H51ZM37 197H40L41 199L40 198L37 199ZM47 197H49V199ZM83 197H84V199H83ZM100 197L104 198L103 199L104 201L103 202L101 201L102 203H100V199H99ZM113 197H114V199H113ZM245 197H249V200L251 198L250 202H248V198H245ZM21 198L24 200L26 199V200L25 201L23 200L21 202L20 201ZM136 198H139L141 200V203L139 205H136V202L134 201ZM166 199L168 200L169 196ZM172 199H171L170 203H173ZM187 199L189 200V202ZM74 200H75V202H77L76 203L77 205H78V202L80 200L79 203H81V204H80V206L78 205V208H76L77 205L74 204L75 203V202H73ZM253 200H255L257 202H255ZM34 201L36 202L37 205L39 204L38 205L39 207L43 206L42 207L43 209L45 206L50 208V209H53V207H54V210H51V211L50 210L47 211V208H46V212H45V210H41L42 208L40 207V214H38L37 217L41 216V211H42V213L45 212L46 215H48L51 212L50 213L51 217H48V220H47L48 222L50 221V218H52V216H53V219H51V220L54 223V218L59 216L58 215L59 211H62L61 212L62 217L60 214V216L58 218H60V219L63 218L61 221L64 222L66 220V222L65 223L60 222L59 221L60 219L57 220V218H56L55 222L58 221L60 224L56 225L58 222L55 223V227L53 226L54 229L57 227L58 228L62 227L63 230L68 229L67 232H65V233L66 234L70 233V234H68V236H71L70 239L72 238V240H74L73 238H74L75 234H76L75 238L80 239L79 237H77V232H78V234L80 233L81 236H83V237L85 235L86 237L89 236L91 238L92 241L90 242V239H89L87 242L88 238L86 239L84 237L86 246L83 244L84 238L80 239V240H82L81 241L82 247H83V245H84V247L89 246V248H87V249L85 248L86 250L81 247V249L84 250V251H81L82 257L80 255V258H79L78 257L79 252H77L78 253L77 257L79 259L75 258V254H77L76 250L78 251V249H77L78 245L81 244V243H79L80 242L79 240H78L79 242L77 241V239H75L76 242H75V240H74V242H71L72 244L76 243V244H74V246H76L77 243H78V245L75 248H74V246L70 245L74 248V249L71 248V250H70V247H68L69 246L68 244H70V239H69V241L68 240L66 241L67 235H64V236L62 235L63 241L65 240L66 242H68L67 247L64 245L63 241L61 242L62 238L60 237V235L63 232V231H60L61 229H58V230L55 229L54 230L52 226L51 227L49 226V229H48L47 228L48 226L46 225L47 221L42 220V222H44V223H42V222H40L41 220L39 218L34 217L35 211L39 209V208L37 209V207H36L37 205L34 206L35 205V203L33 204ZM43 201H47V203H49L48 201H50V206H49V204L45 205L44 203H46V202H43ZM125 201H127L128 205H129L128 210L124 206ZM190 201L193 202V204L191 203V205H190ZM23 202H25L24 206H23ZM154 202H156V203H154ZM195 202L200 203L199 206ZM253 202L255 205L256 204L257 205L255 206L253 204ZM28 203H29V205H28ZM70 203H72V205ZM175 203H176V201H175ZM98 204H96V206H98ZM154 204H156V205H154ZM194 204H196L198 206V208H197V206L196 207L193 206ZM201 204L204 207L206 206V208H204ZM66 205H67V207L69 206L71 208V211L69 210L67 212L66 209H70V208L69 207L67 208ZM74 205H76V206L74 207ZM84 205H86V206L83 208ZM112 205H110L109 210H112L116 213V210L112 207ZM55 206H56V208L58 206V208L62 209V210H58V209L56 210ZM111 207L113 209H111ZM157 207H159V208H157ZM29 208H31V209L33 208V209L31 210ZM103 208H106V207L104 206ZM63 209L67 213H65V211ZM99 209H97V210H99ZM118 209H120V211ZM184 210H185V212H187V214H189V215L191 214L190 216H196L197 218L196 217L190 218V216L186 215L185 212H182ZM32 211H34V213ZM99 211H102V210H99ZM56 212H58V213H56ZM69 212H71V214ZM89 212L91 213V211H89ZM106 212L108 213L107 210H106ZM197 212H199L201 214H199V213L197 214ZM73 213H75V214H73ZM109 213H112V212H109ZM54 214H57V216H55ZM67 214L69 215L67 217L68 219L66 218ZM103 214L104 213H102V215ZM119 214H120V216H119ZM121 214L123 215V217H121L122 216ZM181 215L184 216V218ZM200 215L205 216L204 219H203V216H200ZM42 216H43V214H42ZM71 216H73L74 218L75 217L78 218L79 220L82 221L81 223H83V224L85 222L86 223L88 222V224H89L90 223V217L95 218V221H97L96 224L99 222V218L101 219L100 222H102L104 219V221L106 223L110 222L109 224H111L114 227L115 230H113V234H114V232L119 231V229L124 230V228H125L126 233L121 230L123 232V235H121L122 232H119V233H121L120 236H122V237H119L118 240L119 239L121 241H123L122 239L128 240L127 242L129 243L128 244L129 246L127 245L126 242H125V245H127L126 248H125V246L123 247V245H121L120 243H118L119 245L116 243L119 246L120 251L117 250L118 247H115L116 245H114L113 241H111V242H113L114 246L112 244L110 245V243L107 241L108 239L106 237L109 236L110 231H107V233L106 232L104 233V231L107 228H110L111 226H109V225H108L109 227L105 226L104 221H103V224L102 223L100 224L102 226V228H101L99 225L96 226L95 222L92 220L93 221V222H91L92 224H89V225L97 227V228L95 227L97 229V230L96 229L95 230L97 232L99 231V234H101V236L100 235L99 236L101 237V240L103 241V243L105 241L104 244L107 248L104 249V246H101V245L98 246L97 242H95V241L93 242L94 239H93V237L90 236L91 233H88L89 231L85 229V226L82 224L84 229H83V227H77L76 225L79 224L80 221H76L77 219H72L73 217L71 218ZM44 217H45V215H44ZM45 218H47V216ZM199 218H201V220ZM108 219H109V221H108ZM189 220H191V221H189ZM38 221H39V223H38ZM74 222H76V223L79 222V223L74 224ZM41 224L46 225L47 227L45 228ZM51 224H52V222H50V225ZM63 225L66 227L65 229H64ZM80 225L81 224H79V226ZM75 226H76V228H75ZM42 227H43V229H42ZM89 228H90V226H89ZM104 228H105V230L102 231ZM72 229H73V231H75L74 234L72 233ZM112 229L113 228L110 229L111 233H112ZM227 229H228V231H227ZM69 230H71V232ZM182 230H183V232H182ZM55 231H57L58 233L54 234ZM59 231L61 232L60 234H59ZM20 232H22V233H20ZM90 232H91V230H90ZM139 232H141V234ZM237 232H239V233H237ZM119 233H116V234H119ZM183 233H184V235H182ZM192 233H193V236H192ZM44 234H46V235H44ZM63 234H64V232H63ZM18 235H20V236H18ZM52 235L54 236L53 238H51ZM93 235H94V233H93ZM140 235L143 237H141ZM198 235H200V236H198ZM242 235H244V236H242ZM96 236H98V234ZM110 236L116 237L115 234L110 235ZM22 237L24 238V240H22ZM49 237L51 239H49ZM225 237H226V239H225ZM13 238H14V240H13ZM223 238L225 240H223ZM54 239H57L56 240L57 243H55V241H54V243H52ZM130 239L133 241L135 240V241L133 242ZM101 240H100V242H101ZM110 240H111V238H109V241ZM120 240H119V242H120ZM116 241H117V239H116ZM225 241H227V242H225ZM34 242L36 244H32ZM89 242L94 243L97 247H95L93 244H88ZM136 242L139 243L141 246L143 245L141 247L142 249L140 248L141 250L138 248ZM188 242H190V243H188ZM172 243H174V244L171 245ZM176 243L179 244L181 246V248ZM192 243L195 245H193ZM18 244L21 246L22 245H24V246H22V248H20V247L17 248ZM27 244H28V246H27ZM181 244H183V245H181ZM219 244L220 245L222 244V245L220 246ZM29 245L31 246V248ZM52 245H54V246L58 245V246L56 248ZM134 245L136 248H134ZM217 245H218V247L220 246V249L217 248ZM80 246H79V248H80ZM130 247H131V249L134 248V249H132L133 252H130L131 254H129V251H127V253H123L125 249L130 250L129 249ZM165 247L168 249V251L166 249H164ZM32 248H35L34 249L35 253H30L33 251ZM54 248L58 249V251L55 250ZM62 248L67 250L66 254H68V256H70L69 259H68V256L66 254L64 255V251H62L63 250ZM67 248L70 251H68ZM222 248L224 250L221 251ZM91 249L88 250L90 255H91V252L93 250V249L92 250ZM135 249L137 250V252L138 251L141 252L140 254H144L143 256L144 257L146 256V259H143L142 257H140L139 253H138V255H137V253H134V251H136ZM155 249H157V250H155ZM163 249L165 252L160 253ZM110 250H112V252H110ZM215 250H216V252H215ZM37 252H38V255H37ZM68 252H70V253H68ZM155 252H158L159 255L157 253L155 254ZM15 253L17 255H15ZM89 253L87 254V257L84 258V261L87 264H92L93 262L95 264H100V261L102 259H100L101 257L98 256L99 254H97V256L99 257L98 258V257H94L95 255L90 256ZM111 253H113L115 258H112L114 256L111 255ZM119 253H121V254H119ZM126 254H128V255H126ZM152 254L155 256H157V255L160 256V259H162L163 261L162 260L160 261L157 257L153 256ZM107 255H111V256H109V258H108ZM213 255H214V257H213ZM72 256H74V259H72L73 258ZM92 256L95 258V261H93L94 258H92ZM36 257H37V259H36ZM89 257H90V259H89ZM139 257H140V259L138 260L137 258H139ZM147 258H149L150 260H148ZM156 258H157V260H156ZM75 259L77 260L76 263L74 262ZM164 259H166L167 262ZM142 260H144V261H142ZM158 260L160 262H158ZM58 261H59V263H58ZM91 261H93V262H91ZM168 261H169V263H168ZM86 263L83 262V264H86ZM109 263L107 262V264H109Z\"/></svg>", "mask_w": 264, "mask_h": 264}, {"label": "bare ground", "instance_id": "obj_2", "mask_svg": "<svg viewBox=\"0 0 264 264\" xmlns=\"http://www.w3.org/2000/svg\"><path fill=\"white\" fill-rule=\"evenodd\" d=\"M121 1H125V0H121ZM121 1L119 0L118 2L121 3ZM132 1H134V2L136 3L137 0H131V2H132ZM139 1H140V0H139ZM139 1H137V2H139ZM200 1H201V2H200ZM200 1L198 0V2H197V6H198L199 4L201 5V4L204 2V1H202V0H200ZM214 1H215V3H216L217 5H219V6L222 8V11H223V12H226V13H228L229 10L231 11V9H232L231 6H232L233 4H229V3H230V2H231V3H235L234 0H231V1L228 0V2L230 1L229 3L226 2L227 0H226V1H224V0H214ZM232 1H234V2H232ZM236 1H237V0H236ZM4 2H5V1H4ZM4 2H3V3H4ZM134 2H133V3H134ZM206 2H207V3H206ZM208 2H209V0H208V1L205 0V2H204L205 4H204V3L202 4L203 7H202V6L200 7V5H199V8H202V9H203L204 7L206 8L207 6H209V7H207V8H211L210 6H211L212 4H211L210 2H209V3H208ZM225 2H226V3H225ZM125 3H126V2H125ZM129 3H130V1H129ZM4 4H6V3H4ZM67 4H68V3H67ZM74 4H75V3H74ZM77 4H78V3H77ZM77 4H76V5H77ZM107 4H108V3H107ZM115 4H116V3H115ZM115 4H113V5H115ZM127 4H128V3H127ZM139 4H140V3H139ZM235 4H237V3H235ZM69 5H70V4H69ZM96 5H97V4H96ZM96 5H95V6H96ZM128 5H130V4H128ZM205 5H206V6H205ZM83 6H84V5H83ZM105 6H106V5H105ZM140 6H141V5H140ZM89 7H90V6H89ZM141 7H142V6H141ZM239 7H240V6H239ZM239 7H238L237 5H236V7H235L238 11H237L236 9H232V10L237 11L238 14L240 15L241 12H245V11H241V8L239 9ZM0 8H2V7H0ZM75 8H76L75 6H74V8H73V6H72L71 11H74ZM79 8H80V7H79ZM85 8H86V7H85ZM85 8H83V13L81 12L82 10H81V11H80L79 9H76V10H77V12H78V11L81 12V13L78 12L80 15L82 14V15L84 16V13H85V14H89V13H87V12H88V8L86 9V12H84ZM196 8H197V7L195 6V7H194V10H195ZM199 8H197V10H198ZM207 8L205 9L206 12H205L204 14L198 12L199 15H200V14L203 15V18H204V19L202 18V16H201V19H203L205 23L203 22V20H201V19L199 18L200 16H198V19H197L198 22H197V21H195V22L199 23L198 26H200V23H201V24L204 23L203 26L206 25L205 27L207 28L208 32H210V31H215V32H216L215 29H219L220 32L217 30V34H218V33H223L226 29L223 31L224 28H221V29H222V30H221L220 27L224 25L222 22H225L226 19H225V18H221V17H222V12L220 13V11H219L221 8H220V9H214V8H211V10H209V9H207ZM242 9H243V7H242ZM0 10H1V9H0ZM108 10H109V9H108ZM110 10H111V7H110ZM123 10H124V9H123ZM197 10H195V11H197ZM199 10H200V9H199ZM203 10H204V9H203ZM205 10H204V11H205ZM208 10L214 13V14H212L213 17L211 16V14H209L210 12L208 13ZM212 10H213V11H212ZM214 10H217V12H219L220 14L217 13V15H216V11L214 12ZM239 10L241 11L240 13H239ZM249 10H252V9L250 8ZM254 10H255V9H254ZM261 10H262V9H261ZM2 11H5V10L2 9ZM89 11H90V10H89ZM92 11H94V10H92ZM255 11H256V10H255ZM5 12H6V11H5ZM77 12L75 11L74 14H77ZM111 12H112V11H110V13H111ZM200 12H201V10H200ZM237 12L235 13V12L233 11L232 13H233V14H234V13L237 14ZM253 12H254V11H253ZM256 12H257V11H256ZM258 12H259V11H258ZM263 12H264V10H263ZM11 13H12V12H11ZM194 13H195V12H194ZM207 13H208V14H207ZM250 13L253 14L251 11H250ZM260 13H261V12H260ZM2 14H4V13L2 12ZM72 14H73V13H72ZM79 14H77V15L80 16ZM101 14H102V13H101ZM112 14H113V15H116V14L113 13V12H112ZM206 14L209 16V18H210V17H212V18H210V20H208L209 18H207L208 16H207ZM235 14H234V15H235ZM243 14H245V13H243ZM246 14H247V13H246ZM246 14H245V15H246ZM6 15H10V14H6ZM11 15H12V14H11ZM82 15H81L80 17H82ZM90 15H91V14H90ZM90 15H89V16H90ZM93 15H94V14H93ZM93 15H92V16H93ZM96 15H97V14H96ZM102 15H103V14H102ZM214 15H215V16H214ZM239 15H237V16H239ZM260 15H261V14H260ZM14 16H15V14H14ZM85 16H86V17H85V20H86V18H89L87 15H85ZM99 16H100V15H99ZM103 16H104V15H103ZM116 16H117V15H116ZM196 16H197V12H196V15H195L194 17H196ZM206 16H207V17H206ZM216 16H218V21H217V17H216ZM220 16H221V17H220ZM241 16H243V15H240V18H242ZM247 16H248V15H247ZM252 16H253V15H252ZM258 16H259V15H258ZM15 17H16V16H15ZM15 17H14V18H15ZM28 17H29V16H28ZM90 17H91V16H90ZM105 17H106V16H105ZM107 17H108V16H107ZM205 17H206V18H205ZM219 17H220V21H219ZM253 17H254V16H253ZM260 17H261V16H260ZM262 17H263V16H262ZM72 18H74V17H72ZM97 18H98V16H97ZM100 18H101V16H100ZM126 18H127V17H126ZM249 18H250V17H249ZM255 18H256V17H255ZM257 18H258V17H257ZM6 19H7V18H6ZM37 19H38V18H37ZM83 19H84V17H83ZM89 19L92 20L93 18H92V19L89 18ZM118 19H119V18H118ZM130 19H132V18H130ZM206 19H207L208 21H207ZM212 19H214V20L216 19V21H213ZM222 19H223V20H222ZM242 19H247V18H246V17H243ZM251 19H252V18H251ZM251 19H250V20H251ZM3 20H5V19H3ZM10 20H11V19H10ZM12 20H13V19H12ZM17 20H18V19H17ZM73 20H74V19H73ZM90 20H87V21L90 22V23L93 22L94 25L92 24V26H96V25H95V22H94L95 20H97L98 24H100L101 22L103 23V20H104V19H102V21H100V22L98 21V20H101V19H99V18H98V19H95V18H94V19L92 20V22H91ZM107 20H108V19H107ZM107 20H105L104 24H102V23L100 24V26H101V32L104 31V30H102V27L105 26V23H106ZM110 20H111V19H110ZM110 20H108V23H109ZM112 20L114 21V18H113ZM112 20L110 21V24H109V25H111V24L113 25V24H116V23H117V22L114 23L116 20H115L114 22H112ZM132 20H133V19H132ZM195 20H196V19H195ZM200 20H201L202 22H200ZM211 20H212L213 22H212ZM221 20H222V21H221ZM253 20H254V19H253ZM262 20H263V19H262ZM262 20H261V21H262ZM7 21H8V20H7ZM13 21H14V20H13ZM13 21H10V22H13ZM77 21H80V20H77ZM83 21H84V20H83ZM121 21H122V18H121ZM126 21H127V22H126V26H128V25H127V24H128V20H126ZM133 21H134V20H133ZM133 21H131V22H133ZM137 21H138V20H137ZM189 21H190V20H189ZM191 21H192V20H191ZM193 21H194V20H193ZM206 21H207V23H209V22L211 21V22H210V25H212V24L214 25V22H215L216 25H218V22H219L221 26L218 25V26H219V28H218V26L214 25L215 27L213 26V28H210L211 26H210L209 24H206ZM254 21H255V20H254ZM14 22H15V21H14ZM18 22H19V21H18ZM21 22H22V21H21ZM25 22H26V21H25ZM84 22H85V21H84ZM111 22H112V23H111ZM129 22H130V21H129ZM216 22H217V23H216ZM228 22L230 23V21H228ZM263 22H264V21H263ZM0 23H1V22H0ZM6 23H7V22H5V24H6ZM15 23H16V22H15ZM34 23L38 25V23H36V22H34ZM79 23H80V22H79ZM90 23H89V24H90ZM108 23H107V24H108ZM118 23H119V22H118ZM121 23H122V22H121ZM124 23H125V22H124ZM124 23H123V24H124ZM133 23H134V22H133ZM133 23H131V24H133ZM135 23H136V22H135ZM197 23H196V24H197ZM225 23H227V21H226ZM20 24H21V23H20ZM24 24H26V23H24ZM87 24H88V23H87ZM123 24H122V25H123ZM139 24H141V23H139ZM222 24H223V25H222ZM232 24H233V23H232ZM0 25H1V24H0ZM12 25H16V24L12 23ZM118 25H119V24H118ZM208 25H209V27H208ZM9 26H10V25H9ZM25 26H26V25H25ZM39 26H40V25H39ZM100 26H99V27H100ZM116 26H117V25H116ZM126 26L124 25V27H126ZM131 26H132V25H131ZM133 26H136V27L139 28V29L142 28V29H140V30L137 29L138 32H139V31H140V32H141V31L144 32L145 30H147V29L144 30V28H145L146 26L144 27L142 24H141V25H138V23H137V25L133 24ZM133 26H132V27H133ZM227 26H229V24H228ZM227 26H226V27H227ZM15 27L18 28V25L15 26ZM40 27H41V26H40ZM96 27H97V26H96ZM106 27H107V28H106ZM110 27H111V26H110ZM112 27H113V26H112ZM112 27H111V28H112ZM118 27H119V28L116 29V30H115V28H117V27H115V25H114V27H113V30H111V28H109V26H105L104 28H106L107 31H108V30L113 31L114 33H113L112 35H116V34H118V35L121 36V38L123 39L126 35L124 36L123 33H121L122 35H120V32H122V31H121L122 27H121V26H118ZM120 27H121V28H120ZM128 27H129V26H128ZM128 27H127V28H128ZM187 27H188V26H187ZM216 27H217V28H216ZM224 27H225V26H224ZM0 28H1V27H0ZM104 28H103V29H104ZM129 28H130V27H129ZM147 28H148V27H147ZM188 28H189V27H188ZM195 28H196V27H195ZM197 28H198V27H197ZM206 28H204V29H206ZM227 28H228V27H227ZM230 28H231V27H230ZM230 28H228V29L231 31L232 28H231V29H230ZM15 29H16V28H15ZM18 29H19V28H18ZM119 29H120V31H119ZM134 29H135V27H134ZM148 29H149V28H148ZM153 29H154V28H153ZM192 29H193V30H196V29H194V28H191V30H192ZM204 29H203V31H204ZM13 30H14V27H13ZM21 30H23L22 27H21ZM25 30H26V28H25ZM25 30H23V31H25ZM43 30H45V29H43ZM106 30H105V31H106ZM132 30H133V28H131V31H132ZM149 30H150V31H149ZM149 30H147L146 33L148 32V34H152V35H150V36H149L148 34H144V33H143L144 35L141 34V33H139L138 35H136V34H135L136 32L134 31L135 33H133V35H134V34L136 35V36L134 35V36H135V37H134L132 34H130V30H129V29L127 30L126 28H124L123 31H127V32H129V33H128V34H130L129 36L132 35V39H131V37H127V36H126V37H127V40H130V39H131V40H130L131 43H130L129 41L125 40V42L127 43V46H128L129 44L132 45L133 43H135L134 40H136V38H137L138 36H140V35H141L142 37H141V36H140V38L138 37L139 39L137 38V40H140V39H141V40H143V41L145 42L147 39H149V41H151V40H150L151 38H147V39H145L146 37H148V36H149V37H152V36H153V33H154V35H156V33H159L157 30H156V31H157V32H156L155 29H154L153 31H155L156 33H155V32L149 33V32H151L152 29H149ZM193 30H192V31H193ZM209 30H210V31H209ZM7 31H8V30H7ZM7 31H6V29H5V30H4V33L6 32V34H8ZM15 31H18V30L16 29ZM110 31H109V32H110ZM118 31H119V32H118ZM185 31H187V30L185 29ZM192 31H191V33H192ZM201 31H202V29H201ZM203 31H202V35H203L202 38L199 37V34H197L195 31H193L194 34L196 33L195 36L197 35V37H198L201 41L203 40V41H202V44H203V42L206 41V40L204 39L205 37H207L208 35H211L210 37H212V36L214 35V34L212 35V32L209 34V33H207V31H206L207 35L204 36L206 33H205V31H204V32H203ZM222 31H223V32H222ZM18 32H20V31H18ZM46 32H48V31H46ZM98 32H99V30H98ZM116 32H117V33H116ZM127 32H126V33H127ZM132 32H133V31H132ZM132 32H131V33H132ZM138 32H137V33H138ZM188 32H189V35H188V36L185 35V34H186L185 32H184L183 35H181V36L183 37V36L185 35V36L189 37V36L193 35V33L190 34V31H189V30H188ZM188 32H187V34H188ZM215 32H214V33H215ZM225 32L229 35V31H228V32L225 31ZM234 32H235V31L232 30L230 33L233 34L232 37L234 36V39H235V38H236V39L238 38L237 40L235 39V42H236V43L238 42V46H235V47H236V49H238V52L240 53V51H243V49L240 48V49H241V50H240L239 47H241V46L244 45V44L242 45V39H243L242 37H243L244 35H242V37L240 38L239 35H241V34H238L239 32H237V33L235 32V33H236V34H235ZM256 32H257L258 34H260L259 31H256ZM256 32H255V33H256ZM260 32H261V31H260ZM26 33H28L27 35H30L28 31H27ZM48 33H49V32H48ZM99 33H100V32H99ZM104 33H105V32H104ZM104 33H103V34H104ZM110 33H111V32H110ZM115 33H116V34H115ZM203 33H205V34H203ZM245 33H246V32H245ZM23 34H25V33L23 32ZM159 34H160V33H159ZM227 34L224 33L223 35H227ZM237 34H238V35H237ZM249 34H251V33L249 32ZM249 34H248V37H249ZM48 35H49V34H48ZM118 35H117V36H118ZM160 35H161V34H160ZM228 35H227V36H228ZM236 35H237V36H236ZM246 35H247V34H246ZM41 36H42V35H41ZM59 36H60V35H59ZM119 36H118V37H119ZM123 36H124V37H123ZM144 36H145V37H144ZM157 36H158V35H157ZM185 36H184V38H185ZM193 36H194V35H193ZM195 36H194V37H195ZM263 36H264V35H263ZM9 37H10V36H9ZM30 37H31V36H30ZM54 37H55V36H54ZM111 37H112V36H111ZM118 37H116V39H118ZM126 37H125L124 39H126ZM155 37H156V36H155ZM159 37H160V36H159ZM187 37H186V40H188V42H189V40H190L189 45L191 44V42L193 43V45L195 44L194 46H191V47H193V49L196 48L194 51L197 50V52H198V47H197L198 42L195 43L196 40L193 42V40H191L192 36H191V38L189 37L190 39H189V38L187 39ZM194 37H193L192 39H195ZM197 37H196V39H198ZM215 37H216V36H215ZM215 37H213V38L216 39V40H217V39L220 40L219 43L222 42V40H221V39H223L222 36L220 37L221 39H219V37H218V38H217V37L215 38ZM18 38H19V40H20V37H18ZM21 38H22V37H21ZM60 38H62V37H60ZM63 38H64V37H63ZM133 38H135V39L133 40ZM142 38H144V39H142ZM157 38H158V37H157ZM157 38H156V39H157ZM207 38H208V37H207ZM213 38H212V39L209 38L208 41H206V43H204L205 46H204V44L201 45L200 43H199L198 46H200V45H201L200 47H203V46H204L205 52H206V51H207V52L213 51V49H214V51H215V48H213V46L210 45L211 43H209V42H212V41L214 42ZM224 38H225V37H224ZM245 38H246V36H245ZM255 38H256V37H255ZM255 38H253V40H254ZM263 38H264V37H263ZM33 39H34V38H33ZM122 39H121V40H122ZM124 39H123V40H124ZM152 39H154V42L156 41L155 43H159V41H163L164 43L161 42V44L163 43V44H167V45H170L169 43H167V42H169V41H170V43H176V42L178 41L177 39H175V42H174V39H173L172 37L170 38V40L168 39V41H167V39H165V38H163V40H162V38H161L160 40H158V39L155 40V38L152 37ZM164 39H165V41H164ZM172 39H173V40H172ZM210 39H211V41H210ZM249 39H251V37H250ZM249 39H248V40H249ZM15 40H16V39H15ZM25 40H26V39H25ZM58 40H59V39H58ZM64 40H65V39H64ZM67 40H69V39H67ZM67 40H65V41H67ZM119 40H120V39H119ZM119 40H118V41H119ZM123 40H122V43L124 44ZM132 40H133V43H132ZM171 40H172L173 42H171ZM176 40H177V41H176ZM186 40H185V41H186ZM218 40H217V42H218ZM239 40H240V41H239ZM243 40H245V39H243ZM246 40H247V39H246ZM256 40H257V39H256ZM256 40H255V42L258 43V41H256ZM259 40H260V39H259ZM262 40H263V39H262ZM60 41H61V40H60ZM149 41L145 42L146 45H147V43H148ZM152 41H153V40H152ZM185 41H184V43L187 42V41H186V42H185ZM260 41H261V40H260ZM14 42H18V40L14 41ZM188 42H187V44H188ZM246 42H247V41H246ZM250 42H251V40H250ZM27 43H28V44L31 43L30 46L35 47V44H32V42H31L30 40H29ZM87 43H88V42H87ZM101 43H103V41H101ZM128 43H129V44H128ZM150 43H151V42H150ZM181 43H183V42H180L179 44H181ZM208 43H209V45H208ZM219 43H218V44H219ZM233 43H234V42H233ZM243 43H244V41H243ZM247 43H248V42H247ZM247 43H245V44H247ZM251 43H252V42H251ZM10 44H11V43H10ZM63 44H64V43H63ZM65 44H66V42H65ZM68 44H69V42H68ZM196 44H197V45H196ZM206 44H207V45H206ZM212 44H214V43H212ZM37 45H38V43H37ZM71 45H72V44H71ZM76 45H77V44H76ZM125 45H126V44H125ZM131 45H129V46H131ZM136 45H137V44L135 43V47H136ZM138 45H139V44H138ZM140 45H142V44H140ZM140 45H139V46H140ZM144 45H145V44H144ZM146 45H145V46H146ZM148 45H149V44H148ZM155 45H156V44H155ZM159 45H160V44H159ZM167 45H166V47H167V50L169 51L168 48H170V46L168 47ZM177 45H178V43H177ZM181 45L183 46L184 44H181ZM181 45H178V46H181ZM247 45L249 46L250 44L248 43ZM254 45H255V44H253V45L251 44V46H254ZM258 45H259V44H256V46H258ZM260 45H261V42H260ZM263 45H264V43H263ZM139 46H137V47L139 48ZM152 46H153V45H152ZM171 46H172V44H171ZM185 46H186V45H185ZM208 46L210 47V50H209V47H208ZM216 46H217V45H216ZM245 46H246V45H244V48H245ZM248 46H246L247 49H248ZM251 46H250V49H251ZM132 47H133V46H132ZM137 47H136V48H137ZM141 47H144V46H140V48H139V49H140V52H141L142 50H143V51L147 50V48L145 49V47H144V48H141ZM150 47H151V46H150ZM153 47H155V48H156V47H157V48L159 47L160 50H158V51H160V53H162V54H163V53L165 54V52H163V50H164V46H163V45L161 46V47H163V49H162L160 46H157V45H156V46H153ZM153 47H151V48H153ZM186 47H189V46L187 45ZM207 47H208V48H207ZM227 47H229V46H227ZM237 47H238V48H237ZM26 48H27V47H26ZM38 48H39V47H38ZM56 48H58V47H56ZM56 48H54V49H56ZM96 48H97V47H96ZM105 48H106V47H105ZM125 48H126V47H125ZM133 48H134V47H133ZM136 48H135V50H139L138 48H137V49H136ZM155 48H154L153 50H156ZM159 48H158V49H159ZM171 48L173 49V47H171ZM171 48H170V51L172 50ZM206 48H207V49H206ZM216 48H218V46H217ZM230 48H232V47L230 46ZM22 49H24V48H22ZM34 49H36V47H35ZM60 49H61V48H60ZM78 49H79V48H78ZM106 49H107V48H106ZM108 49H109V48H108ZM127 49L129 50V47H128ZM220 49H221V48H220ZM224 49H225V48H223L222 50H224ZM232 49H234V48H232ZM232 49H231V50H232ZM247 49H246V50H247ZM101 50H102V49H101ZM135 50H133V52H130V54L132 53L131 55H133L134 60H136V58H137V60H136L135 62H136V65L138 66V64H139V62H140V61H138V58L140 57V54H138V52H136V53L139 55V57H136V58H135V57H134V54H133V53L135 52ZM148 50H149V49H148ZM148 50H147V51H148ZM234 50H235V49H234ZM248 50H249V49H248ZM254 50H255V52H256L257 54H258V52H259V53L261 52L260 55L262 54L263 57H264L263 51H262L261 49H260V50H257V49H255V48H252V50H249V52H250V51H254ZM256 50H257V51H256ZM263 50H264V49H263ZM2 51H3V53H1V55H2V54L4 55V53H5L4 51H6V50H2ZM19 51H20V50H19ZM39 51H40V50H39ZM57 51H58V50H57ZM59 51L62 52V54L60 53V55H63V54H64V55H66V58H68V59H70V60L72 59L71 56H73V54H70L69 52H67V53H69V54H66V52H64L63 50H59ZM81 51H82V50H81ZM83 51H84V50H83ZM108 51H109V50H108ZM114 51H115V50H114ZM129 51H130V50H129ZM149 51H150V53H151L152 49H150ZM170 51H169V52H170ZM174 51H175V48H174V50H172V52L174 53ZM177 51H178V50H176V52H177ZM200 51H202V49H200ZM236 51H237V50H236ZM7 52H8V51H7ZM55 52H56V51H55ZM63 52H64V53H63ZM76 52H77V53H80V50H79V52H78V51H75V53H76ZM176 52H175V54H176ZM178 52H179V51H178ZM178 52H177V53H178ZM203 52H204V50H203ZM222 52H223V51H222ZM246 52H247V51H245V53H242V52H241V53L246 55ZM249 52H247V54H249ZM19 53H21V52H19ZM35 53H36V55L39 54L38 51H37V49H36V52H35ZM85 53H87V52H85ZM88 53H89V52H88ZM92 53H93V52H92ZM111 53H112V52H111ZM147 53H149V52H147ZM147 53H146V52H145V53H143V52L141 53L142 58H143V60L145 61L144 63H146V67H145V65H141V63L143 64L142 61H141L140 64H139V67L142 66V67H141L142 69H144V67L146 68V70L144 69L145 71L143 70V72H145L144 76H147V75L153 74V73H154L153 70H155V69H153V68L156 66L157 62H158L159 65L156 66V67L159 68V66H160V62H161L160 59L162 58V57H161V58H160V57L158 58L157 56H156V57H157V58H156L155 55H152L153 57L150 55V56H151V58H150V56H148ZM150 53H149V54H150ZM152 53H153V51H152ZM251 53H252V52H251ZM5 54H6V53H5ZM89 54H91V52H90ZM106 54L108 55V53H106ZM153 54H154V53H153ZM158 54H159V53H158ZM166 54H167V53H166ZM64 55H63V57H64ZM145 55L148 56L147 59H144V58H145V57H144ZM167 55H168V54H167ZM167 55H165V56H167ZM179 55H180V54H178V56H179ZM255 55H256V54H255ZM58 56H59V55H58ZM76 56H78L79 60H81V61L84 60V61H85L86 58H88L89 56H92V55H89L88 57H86V56H87V54H86V55H85V58H83V56H81L83 60L80 58V55L76 54ZM93 56H95V55H93ZM115 56H116V55H114V57H115ZM136 56H137V55H136ZM174 56H175V55H174ZM174 56H173V58H174ZM176 56H177V54H176ZM7 57H8V56H7ZM7 57H6V59H7ZM59 57H60V56H59ZM61 57H62V56H61ZM70 57H71V58H70ZM154 57H155L154 60H157V62L155 61L156 63L153 62L154 60H153L152 58H154ZM255 57H256V56H255ZM38 58H39V57H37V59H38ZM90 58H91V57H90ZM140 58H141V57H140ZM140 58H139V59H140ZM149 58H150L151 60H149ZM3 59H4V58H3ZM94 59H95V58H94ZM115 59H116V58H115ZM9 60H10V59H9ZM75 60H76V59H73V61H75ZM140 60H142V59H140ZM148 60H149V62L151 61V62H153V63L151 64V62H150V65H149V64H148V63H149ZM158 60H159L160 62H159ZM169 60H170V59H169ZM32 61H33V60H32ZM71 61H72V60H71ZM77 61H78V60H77ZM116 61H117V60H116ZM119 61H120V60H119ZM146 61H147V62H146ZM166 61H167V60H166ZM166 61L164 60L165 63H164V62H163V63L161 62V63L167 65ZM40 62H41V61H40ZM19 63H20V62H19ZM73 63H74V62H73ZM76 63H78V62H76ZM120 63H121V62H120ZM154 63H155V65H153ZM7 64H8V63H7ZM7 64H6V65H7ZM118 64H119V63H118ZM126 64H127V63H125V61H124V66H125L124 70H125L126 68H128V69H132V68H130L129 63H128V66H129V67L126 66ZM170 64H171V63H170ZM20 65H21V64H20ZM74 65H75V64H74ZM81 65H82V64H81ZM121 65H122V64H121ZM188 65H189V64H188ZM45 66H46V65H45ZM113 66H114V65H113ZM150 66H151V67H150ZM153 66H154V67H153ZM170 66H171V65H170ZM84 67H85V69H87L86 71H88V70L90 71L92 68H94V67H92L91 65L88 66V67H91V69H90V68H87L86 65H85ZM43 68L46 69V70L48 71L47 68H45V67H43ZM121 68H122V67H121ZM157 68H156V69H157ZM9 69H10V68H9ZM94 69H95V68H94ZM97 69H98V68H97ZM128 69H127V70H128ZM137 69H138V68H137ZM147 69H149V70L151 69L152 71H151V70H150V71L153 72V73L149 72V70H147ZM46 70H45V73L47 72ZM49 70H50V69H49ZM98 70H99V69H98ZM121 70H122V69H121ZM124 70H123V71H124ZM165 70H167V69H165ZM165 70H162V69L157 70V74L154 73V75H157L156 78L153 77L154 75H152V76L150 75V76H151V77H150L151 80H152V79H155V80L158 81V80L163 76V73H166V72H162V71H165ZM63 71H64V70H63ZM95 71H97V70H95ZM95 71H93V72L91 71V72L94 73ZM141 71H142V70H139L138 73H140ZM147 71H148V72H147ZM25 72H26V71H25ZM48 72H49V71H48ZM48 72H47V73H48ZM58 72H59V71H58ZM97 72H99V71H97ZM130 72H131V71L128 70V72H127V73H129L128 76L131 74ZM132 72H133V71H132ZM143 72H142V73H143ZM155 72H156V71H155ZM158 72H161L162 74L160 73V75H162V76H160V75L158 74ZM169 72H170V71H169ZM169 72H168V73H169ZM45 73H44V76L47 75V73H46V74H45ZM50 73H51V72H50ZM87 73H88V72H87ZM100 73H101V72H100ZM102 73H103V72H102ZM127 73H125V74H127ZM146 73H148V74H146ZM149 73H150V74H149ZM170 73H171V72H170ZM48 74H49V73H48ZM140 74H141V73H140ZM171 74H172V75H170V77L172 76L171 78H173V73H171ZM42 75H43V74H42ZM63 75H64V74H63ZM74 75H75V73H74ZM82 75H84V74H82ZM86 75H87V74H86ZM95 75H96V73H95ZM103 75H106V74H102V76H103ZM141 75H142V74H141ZM6 76H7V75H6ZM13 76L15 77V75H13ZM21 76H22V75L19 76V80H21V78L24 79V78H23L24 76H22V77H21ZM37 76H38V75H37ZM61 76H62V75H61ZM89 76H90V75H89ZM100 76H101V75H100ZM128 76H127V77L124 76V77H126V79H128ZM133 76H134V75H133ZM133 76H132V77H133ZM139 76H140V75H139ZM144 76H142V77H144ZM20 77H21V78H20ZM64 77H65V75H64ZM74 77H75V76H74ZM91 77H92V76H91ZM97 77H98V75H97ZM121 77H122V76H121ZM142 77H141V76L139 77V79L141 78V79H143V81H144V84H143V83L141 82L142 80H141V79L139 80L140 83H142V85H146V83H147V84H149L148 87H150V85H151L152 83H154L153 80H152V82H150V80H149L150 78H149L148 76L145 77L146 79H145V78H142ZM152 77H153V78H152ZM157 77H158V78L160 77V78L158 79ZM163 77H164V78H163ZM163 77H162V78L165 79V76H163ZM16 78H17V77H16ZM26 78H27V77H26ZM43 78H44V77H43ZM46 78H47V77H46ZM56 78H59V77L57 76ZM62 78H63V77H62ZM98 78H99V77H98ZM104 78H105V77H104ZM137 78H138V77H137ZM147 78H148V79H147ZM162 78H161V81L163 80ZM168 78H169V77H168ZM67 79H69V78H67ZM82 79H83V78H81V80H82ZM144 79L146 80V82H145ZM173 79H174V78H173ZM8 80H9V79H8ZM52 80H53V79H52ZM60 80H61V78H60ZM81 80H80V81H81ZM87 80H88V79H87ZM147 80H148L151 84H150L149 82H147ZM169 80H170V79H169ZM53 81H54V80H53ZM128 81H129V79H128ZM164 81H165V80H164ZM164 81H163V83H165ZM173 81H174V80H173ZM9 82H10V81H9ZM48 82H49V81H48ZM63 82H64L63 84L67 85L66 81H63ZM84 82H85V81H84ZM28 83H29V82H28ZM28 83H27V84H28ZM50 83H52V82H50ZM53 83L55 84L56 82L54 81ZM60 83H62V82H60ZM158 83L163 87V89H161V88H162L161 86H158V87H159L161 90H163L164 92H165V91L168 92L169 90L173 89V88H171L172 86H169V85H171V84H169L170 82H166V83H168V86H167V87H169V88H171V89L165 88V87L163 86V84L160 83V80L157 82V84H158ZM174 83H175V82H174ZM8 84H9V83H8ZM29 84L31 85V83H29ZM29 84H28V85H29ZM40 84H41V83H40ZM44 84H46V83H44ZM68 84H69V83H68ZM70 84H71V83H70ZM70 84L67 85V86L69 87ZM155 84H156V82H155ZM159 84H158V85H159ZM6 85H7V84H6ZM9 85H10V84H9ZM65 85H64L63 89L65 88ZM71 85H72V84H71ZM73 85H74V84H73ZM73 85L70 86V89H72L71 87H73ZM164 85H166V84H164ZM172 85H174L173 82H172ZM26 86H27V85H26ZM39 86H40V85H39ZM52 86H53V85H52ZM95 86H96V84L94 85V88H95V89L93 90V87H92V85H91L92 90L96 92V91H97V88H96ZM155 86H157V85H155ZM155 86H153V87H155ZM42 87H43V86H42ZM57 87H58V86H57ZM74 87H75V89L79 87V90H80V91L77 92V93H79V95H78L77 97L75 96V98H76V99H79L78 97H80V95H81L82 97H83V95H84V97L81 98V99L84 100V98L87 96V92H88V90H86L87 92L85 91V89H87V88H86V87H83V88H82V87L78 86L77 84H76ZM97 87H98V86H97ZM140 87H141V86H140ZM144 87H147V86H144ZM144 87L142 86V88H144ZM11 88H15V87H11ZM28 88L30 89V87H28ZM36 88H37V87H36ZM52 88H53V87H52ZM84 88H85V89H84ZM98 88H100V86H99ZM122 88H123V87H122ZM142 88H141V89H142ZM150 88H151V87H150ZM159 88H157V90H160ZM177 88H178V87H177ZM177 88H176V89H177ZM29 89H28V90H29ZM58 89H59V90H58ZM58 89H57L58 91H56V92L59 93V91H61V92L59 93L60 95H63V93L65 94V92L62 91V89H60V87H58ZM66 89H69V88L66 87ZM100 89H101V88H100ZM100 89H99V90H100ZM138 89H139V88H138ZM141 89L139 90V91H140L139 93H141V94L143 93L142 95H144V94L146 95V92H145V93H144V91L141 92ZM165 89H166V90H165ZM176 89L174 88V90H176ZM103 90H104V88H103ZM174 90H173V91H174ZM196 90H197V89H196ZM48 91H50V93H51V90L48 89V90H47V93H48ZM66 91H67V90H66ZM83 91H84V92H83ZM101 91H102V90H100V92H101ZM104 91H106V90H104ZM145 91H146V90H145ZM147 91H151L150 93H152V90H150V89H148ZM163 91H162V92H163ZM178 91H179V90H178ZM23 92H24V90H23ZM28 92H29V91H28ZM42 92H43V91H42ZM53 92H54V91H53ZM85 92H86V94H85ZM153 92H154V91H153ZM159 92H160V91H159ZM162 92H161V93H162ZM174 92H175V91H174ZM0 93H1V91H0ZM5 93H6V92H5ZM50 93H49V94H50ZM77 93H76V94H77ZM80 93H81V94H80ZM169 93H170V91H169ZM1 94H3V93H1ZM8 94H9V93H8ZM21 94H22V93H21ZM51 94H52V93H51ZM51 94H50V95H51ZM55 94H56V93L54 92V93H53V97H52V95H51L52 98L49 99L50 101H51L52 99H54V97L56 96ZM76 94H73V95H76ZM88 94H89V93H88ZM120 94H121V93H120ZM181 94H182V93H181ZM29 95H30V94H29ZM65 95H67V94H65ZM65 95H64V96H65ZM85 95H86V96H85ZM90 95H91V94H90ZM169 95H170V94H169ZM169 95H165V96H166L167 98L170 99L171 96L168 97ZM176 95L181 96V95L178 94V93H177V94L175 93V96H176ZM182 95H184V94H182ZM186 95H187V94H186ZM232 95H233V94H232ZM34 96H35V95H34ZM38 96H39V95H37V97H38ZM118 96H119V95H118ZM175 96L173 95L172 98L174 99ZM184 96H185V95H184ZM187 96H188V95H187ZM187 96H186V97H187ZM233 96L235 97V95H233ZM37 97H34V98L37 99ZM57 97H58V96H57ZM98 97H99V95H98ZM111 97H112V96H111ZM141 97H142V96H141ZM144 97H145V98L142 97V98H139V99L142 100V101H141L142 103L147 99V100H146V101H147V104L145 103V106L147 105V106H146V108H147L146 110H147V111H148V110L150 111V109H152V108H151V107H152V104L150 103L151 101H150V100L148 101L149 97H148V98H147L146 96H144ZM176 97H177V96H176ZM176 97H175V98H176ZM16 98H17V97H16ZM47 98H48V97H47ZM47 98H46V99H47ZM63 98H64V97H63ZM67 98H68V97H67ZM86 98H87V97H86ZM178 98H180V97H178ZM243 98H244V97H243ZM243 98H241V99H243ZM10 99H11V98H10ZM32 99H33V98H32ZM68 99H69V98H68ZM87 99H88V98H87ZM87 99H85V101H86ZM143 99H144V100H143ZM231 99H232V98H231ZM233 99H234V98H233ZM236 99H237V98H236ZM13 100H14V99H13ZM24 100H25V99H24ZM24 100H23V101H24ZM26 100H27V99H26ZM63 100H65V99H63ZM72 100H74V99L72 98ZM72 100H71V101H72ZM98 100H99V99H98ZM118 100H119V99H118ZM127 100L130 101L131 99H130V98H127ZM188 100H190V98H189ZM243 100H244V99H243ZM57 101H58V100H57ZM87 101H88V100H87ZM92 101H93V100H92ZM162 101L164 102V100H161L160 104L163 103ZM175 101H177V100H175ZM179 101H181V100H179ZM215 101H216V100H215ZM233 101H234V100H233ZM233 101L231 100L232 103H233ZM237 101H239V100L237 99ZM240 101H241V100H240ZM240 101H239V102H240ZM24 102H25V103H29L28 100H27V102H26V101H24ZM24 102H22V103H24ZM31 102H32V101H31ZM58 102H59V101H58ZM65 102H66V101H65ZM69 102H70V100H69ZM72 102H74V101H72ZM79 102H81V101H79ZM89 102H91L90 98H89L88 103H89ZM101 102H103V101L101 100ZM101 102L99 101L100 104H101ZM117 102H119V101H117ZM117 102H115V103L118 105ZM122 102H123V99H122ZM122 102H120L119 105H121ZM148 102H149V103H148ZM201 102H202V101H201ZM239 102H238V103H239ZM34 103H36V102H34ZM82 103H84V105H85V102L82 101ZM88 103H86V104H88ZM92 103L95 104L94 102H91V105H92ZM166 103H167V102H166ZM180 103H182V104H180ZM180 103H179L180 105H184V109H185L186 105H185L184 103H187V102H186V99H185L184 103H183V102H180ZM223 103H224V101H223ZM232 103H231V104H232ZM235 103H237V102H235ZM241 103H242V102H241ZM52 104H53V103H52ZM52 104H50V105H51L50 107H52V106L55 104V107H54V108H56V103L54 102V104H53V105H52ZM69 104H71L70 106H73V109H74V105H72V104H74V103H68V105H69ZM80 104H81V103H80ZM137 104H139V103H137ZM150 104H151V107H150ZM160 104L158 103L159 106H160ZM167 104H168V103H167ZM167 104H166V106H167ZM210 104H211V103H210ZM224 104H225V103H224ZM224 104H221V103H220V105H219L220 107H217V109L220 110L219 112L221 113V115H222L223 113H224L225 115H226V113H228V114H229L228 117L225 116L224 114H223V115H224L225 117L229 118V116L231 115V114H230L231 112H233V111L235 112L236 110L238 111V109H235V106H234V105H236V104L233 103V104H234V105H233L234 108H233V107H232V108H233L234 110L232 109L233 111H231V112H230V111H226V113H225L224 109L226 108V106H225ZM228 104H230V103H228ZM228 104H227V105H228ZM29 105H30V104H29ZM33 105H34V104H33ZM78 105H79V104H78ZM119 105L117 106V110H116V111H117L118 114L121 116V118L123 119V122H124V120H127L128 117L130 118V116H131L130 113H129L130 111H128V113H127V111L124 109V107H123V109H124V110H123L122 107H120ZM148 105H149V108H150V109L148 108ZM164 105H165V102H164ZM175 105H177L176 102L174 103V106H175ZM194 105H196V104L190 105V107H193V110H195V111L198 110V111L200 112L199 108H196ZM205 105H206V104H205ZM208 105H209V104H208ZM221 105H222V107H221ZM238 105H239V104H238ZM238 105H237V106H238ZM241 105H242V104H241ZM245 105H247V104H245ZM75 106H76V105H75ZM81 106H82V105H81ZM93 106H96V104L93 105ZM121 106H122V105H121ZM153 106H154V105H153ZM196 106H197V105H196ZM203 106H204V104H203ZM215 106H216V105H215ZM215 106L213 105V107H215ZM223 106H224V108H223ZM228 106H229V105H228ZM237 106H236V107H237ZM43 107H44V106H43ZM50 107H48V109H49L48 111L51 112V110H52V112H53V108H50ZM76 107H77V106H76ZM82 107H83V106H82ZM84 107H85V106H84ZM84 107H83V108H84ZM87 107H88V106H87ZM89 107H90V106H89ZM89 107H88V108H89ZM97 107H98V106H97ZM131 107H132V106H131ZM154 107H155V108H154V109H155V112H156L158 109H161V108H159V107H157V106H154ZM156 107H157V108H156ZM175 107H176V106H175ZM194 107H195V109H194ZM205 107H206V106H205ZM208 107H209V106H208ZM211 107H212V105H211ZM230 107H231V105H230ZM251 107H252V106H251ZM20 108H21V107H20ZM44 108H45V107H44ZM71 108H72V107H71ZM71 108H70V109H71ZM79 108H80V107H79ZM85 108H86V107H85ZM95 108H96V107H95ZM95 108H93V109L95 110ZM98 108H99V107H98ZM126 108H127V106H126ZM128 108H130V107H128ZM132 108H134V107H132ZM142 108H145V107H144V104L142 105ZM167 108H168V106H167ZM179 108H182V106L177 105V109H176V108H175V109H176L177 111L179 110L178 112L180 113V110H181V109H179ZM221 108H222V110H221ZM228 108H229V107H228ZM239 108H240V107H239ZM39 109H40V108H38V110H39ZM46 109H47V108L43 109V110H44V111H43V112H44V118L46 119L45 121H47L49 124H48L47 122H46L47 124H46V123L43 124L44 129H41V127H39V126L36 125L35 129H36L37 127H39V128L41 129V131H42V130L46 131V129L48 128L46 132L49 131V134H51V133H50V131H51L52 134H54V132H56V130H55L56 127H57L56 124H59V123H56V121H58V120H55V118H56L55 116H54V117H55L54 120H53V118H52V119L49 118V121H50V122L48 121V118H47L48 116L45 117V115L48 113V112L46 111ZM50 109H51V110H50ZM56 109H57V108H56ZM86 109H87V108H86ZM86 109H85V111H86ZM100 109H101V108H100ZM100 109H99V110H100ZM156 109H157V110H156ZM169 109H170V106H169L168 109H166V112H167ZM196 109H197V110H196ZM204 109H205V111H206L207 114H205V112H204L203 114H202L201 112H200V113H201V115L205 118V120H204V118H203L198 112L193 111V112H195V114H196V113L199 114V115H196V116H199V117H195V118H198V119H196V120H195L194 117H191V118H190L191 120L188 119V120H190V121H189L190 123H189L187 120H185L186 118L190 117V116L188 115V114H189V113H188L189 111H190V113L193 114V112L189 109L188 112H187V113H188L187 115L182 114L183 116H185L184 120H183V116L181 115V113H180V115H179V113H178V116H179V117L182 116L181 118H179V119L182 120V121L180 120V123L182 122V123H181L182 125H177L179 121H176L177 124L174 123L173 121H171V120H173V118H172V114L170 115V116H171V120H170V121L172 122V123L170 122V124H172V125H169V124L167 125L166 123H169V122H168V121H169L168 119L170 118V117H169V114L172 112L171 109H170L169 112H170V111H171V112H170L169 114H168V113H167V114H164V115L166 116V118H168V119H167L168 121H167L166 123H165V121H164L165 124L163 123V121L161 122V125H162V126L166 125V127H167V129H165V131H164V134H165V136H167V137L164 138L165 136H163L164 134L162 133V131H163L164 128H166V127L162 128V127L159 125V127H160L161 129H160V128H158V129H160V131H159V132L154 131V133H153L154 136H155V138H156V135L159 136V137L157 136L156 141L159 142V140H157L158 138L160 139V135H159V134H162L161 136H163V138H164L165 141H166L167 138H168L169 136H172V135H176V136H177V134H179L180 131H182L184 134L187 133V132L189 131V132H188L189 134H188V133H187V134H188L189 137L191 138V133H192V136H194V135H193V131H196V129L193 130L194 127H195V125H196L197 123L199 124L200 121H201V123H200L201 125H200V126H202L203 128H202V127L199 128V127H198V126H199L198 124L196 125L195 128L198 127V130H197V131H199V132H200V130H202V129L204 130V129H205L204 127L207 128V125L210 126V124H212V119H210L211 122H210V120L208 119V116H210V114L208 115V112H207V111H209V110L212 109V108H210V109L208 110V108L206 107V108H204ZM206 109H207V110H206ZM217 109H216V111H218ZM229 109H231V108H229ZM33 110H35V109H33ZM77 110L81 111L82 108H81V109H77ZM99 110L97 109L96 112H95V113H92V114H93V115H96V116H97L96 118L99 117V119H100V116H102V114H104V113L102 112V110H100V111L102 112V114H101V113L99 112ZM146 110H145V111H146ZM182 110H183V108H182ZM182 110H181V111H182ZM225 110H226V109H225ZM227 110H228V109H227ZM29 111H30V109H28V112H27V113L30 115L31 111H30V113H29ZM54 111H55V110H54ZM79 111H78V112H79ZM88 111H89V110H88ZM91 111H92V109H91ZM91 111H90V113H91ZM133 111H135V110H133ZM210 111H211V110H210ZM210 111H209V113H211ZM222 111H224V112H222ZM240 111H241V110H240ZM38 112H39V111H38ZM46 112H47V113H46ZM55 112L57 113V112H58V109H57ZM82 112L84 113V111H82ZM86 112H87V111H86ZM86 112H85V113H86ZM92 112H93V111H92ZM97 112H98V113H97ZM109 112H110V111H109ZM131 112H132V111H131ZM164 112H165V111H164ZM166 112H165V113H166ZM219 112L216 113V114H218V116H221V115H219ZM2 113H3V108H2V106H0V121H1ZM85 113H84V114H85ZM87 113H89V112H87ZM114 113H115V112H114ZM143 113H144V112H143ZM145 113L148 114L149 118L151 117V118H150L151 120H152V118H153V119H156V120L158 121V119H159L158 117L161 118V116H163V114H161V115L159 114V116H158V114H155V115H157V118H158V119H157L155 115H153L155 118L151 115L152 112H151V113H149V112H145ZM172 113H173V112H172ZM242 113H243V112H242ZM11 114H12V113H11ZM18 114H19V113H18ZM21 114H22V113H21ZM21 114H20V116H21ZM23 114H24V112H23ZM23 114H22V115H23ZM32 114H33V113H32ZM37 114H38V116H39L40 112L37 113ZM41 114H42V113H41ZM99 114H101V115L98 116ZM128 114H129V116H128ZM133 114H134V113H133ZM146 114H144V115H146ZM149 114H150V115H149ZM195 114H194V115H191V116H195ZM204 114H205V116L207 115V117H205ZM237 114H238V113H237ZM239 114H240V112H239ZM15 115H16V114H15ZM24 115H25V114H24ZM47 115H48V114H47ZM49 115H50V114H49ZM52 115H55V114H52ZM137 115H138V114H137ZM144 115H142V116H144ZM167 115H168V117H167ZM223 115H222L221 117H223ZM20 116H18V118H19ZM27 116H28V115H27ZM86 116H88V115H86ZM132 116H133V115H132ZM132 116H131V117H132ZM142 116H141V119H142ZM173 116L175 117L176 114L173 113ZM178 116H176V119L178 118ZM248 116H249V115H248ZM248 116H247V117H248ZM33 117H34V116H33ZM50 117H51V115H50ZM80 117H81V116H80ZM111 117H112V114H111ZM201 117H202V119H201ZM210 117H211V116H210ZM247 117H246V118H247ZM262 117H263V116H262ZM8 118H9V117H8ZM10 118H11V117H10ZM10 118H9V119H10ZM15 118H16V117H15ZM20 118H21V117H20ZM20 118H19V120H20ZM88 118H89V116H88ZM92 118H95V117L93 116ZM143 118H144V117H143ZM163 118H165V117H163ZM166 118H165V119H166ZM199 118H200V120H199ZM218 118H219L221 121L224 120V117L222 118L223 120H222L220 117H218ZM218 118H217V119H218ZM240 118H241V117H240ZM246 118H245V120L243 119V120H244V121H243L244 123L247 121ZM260 118H261V117H260ZM9 119H8V120H9ZM25 119H26V118H25ZM30 119H31V118H30ZM56 119H57V118H56ZM59 119H60V118H59ZM119 119H120V118H119ZM132 119H133V118H132ZM132 119L130 120L131 122L129 121V123H132V124H130L131 127H132V125H135V126L137 125V124H135V123L133 124L132 121H134V120H132ZM174 119H175V118H174ZM176 119H175V120H176ZM193 119H194V120H193ZM207 119H208L209 121H207ZM219 119H218L216 122L220 121ZM262 119H263V120H262ZM262 119H260V120L257 119V121L259 120V124H257V125H259V128H258V127H257V128H258V131H260V134L264 133V132H263V131H264V130H263V129H264V128H263L264 126H260V124H261V125H264V123H260V122H264V118H262ZM42 120H43V119H42ZM115 120H116V119H115ZM151 120H150V121H151ZM175 120H174V121H175ZM177 120H178V119H177ZM198 120H199V121H198ZM227 120H228V119L225 120L226 122H225V121L222 122V123H224V124L221 123V124H222V127H224L223 129H221V128H222V127H221V124H218V123H220L221 121L217 123L218 125H220V126H218V127L220 128L219 131L222 130L221 132H222L223 134L226 132V133H225V136H226V138H228V139L230 138L229 140L227 139L230 143H231V142H232V143L235 142V143L233 144V145H234V148L236 147V142L238 141V142H240V143H239V145H238V143H237V145H238L237 148H239V147L242 146V148H243V152H245L244 149H246V152H247L249 149L251 150V148L249 147V145H248V146L246 145L247 148H245V147L243 146L242 142H241L239 139H238V140L235 139V138L233 137V135L231 134V133L233 132V130L235 129L234 126H233V130H231L232 127L229 128V127L231 126V124H232L231 122H233V121H229V120H228L231 124H228L229 126L226 124V125L228 126V128H227V126H226V128H225L224 125H225V123H227ZM231 120H232V117H231ZM240 120H241V119H240ZM6 121H7V120H6ZM30 121H31V120H30ZM38 121H39V120H38ZM52 121H53V122H52ZM59 121H61V120H59ZM77 121H78V119H77ZM93 121H96V120L93 119ZM99 121H100V120H98V122H99ZM191 121H194L195 123H194V122H191ZM196 121H197V122H196ZM249 121H250V122H249ZM249 121H248V122L250 123V126H249V124H248V125L246 124V125H247L248 127L251 128V126H253V125H252V122H251V119H249ZM2 122H5V121L3 120ZM96 122H97V121H96ZM96 122H94V124H95ZM98 122H97V123H98ZM104 122H105V120L103 119V123H104ZM136 122H137V120H136ZM145 122H146V121H145ZM152 122H153V120H152ZM187 122H188V123H187ZM205 122H207V123H205ZM209 122H210V123H209ZM243 122H242V125L244 124ZM11 123H12V122H11ZM17 123H18V122H17ZM37 123H38V122H37ZM50 123H51V124H50ZM53 123H56V124H53ZM97 123H96L95 125L98 127ZM100 123H101V122H100ZM100 123H99V124H100ZM129 123H128V124H129ZM146 123H148V122H146ZM150 123H151V122H150ZM162 123H163V124H162ZM184 123H186L187 127L190 126L189 124L193 125V126H190V127H193V128H192V129H190V127L187 128L186 125H184ZM213 123H214V121H213ZM257 123H258V122H257ZM6 124L8 125V123H6ZM6 124L4 123V124L2 125V127H3L4 125H6ZM18 124H20V123H18ZM94 124H93V126H95ZM118 124H119V122H118ZM118 124H117V125H118ZM173 124H174V125H173ZM202 124H205V125L203 126ZM206 124H207V125H206ZM22 125H23V124H22ZM27 125H28V124H27ZM27 125H26V128H27ZM45 125H47V126H45ZM48 125H50L51 128H50ZM52 125H55V126H52ZM83 125H84V124H83ZM104 125H105V124H104ZM104 125H102V123H101L100 127H98V130H99V128H101V126H102V128H104V127H103ZM106 125L108 126V124H106ZM148 125H149V124H147V126H148ZM255 125H256V124L254 123V126H255ZM0 126H1V125H0ZM30 126H31V125H30ZM96 126H95V128H96ZM118 126H119V125H118ZM118 126H117V127H118ZM135 126L133 127V131L135 130V132H136V129H140V128H136ZM169 126L172 127V129H173L172 132H174L175 130H176V131H175L174 133L170 132L171 127H169ZM173 126H174V127H173ZM175 126H176V127H175ZM178 126H179L180 129H178ZM180 126H181V127L185 126L184 129L187 128V129H190V130H188V131H187V130H183V128L181 129ZM209 126H208V127H209ZM247 126L245 127V124H244V127H245V128H248ZM254 126H253L252 129H250V128H248V129H250V130L252 131V130L254 129ZM5 127H6V126H4V128H5ZM21 127H22V126H21ZM23 127H25V126L23 125ZM58 127H59V126H58ZM137 127H139V126H137ZM149 127H150V125H149ZM157 127H158V125H157ZM210 127H211V126H210ZM212 127H213V126H212ZM212 127L209 128V129H213L212 132H211V130L209 131V129H207V130L211 133V134H210V135H211V138H212L213 134L217 133V132L215 131V128H212ZM235 127H236V129L239 128L238 130L240 131V128H241L242 126H240V127L235 126ZM261 127H262V130H263V131H262V130H259ZM4 128H3V129H4ZM6 128H7V127H6ZM8 128H9V130H10L12 127H8ZM107 128H108V127H107ZM152 128H154V130L157 129V128L155 129V127H153V126L151 125V129H152ZM176 128H177V129H176ZM245 128H242V129H245ZM255 128H256V126H255ZM257 128H256V129H257ZM1 129H2V128H1ZM3 129H2V130H3ZM53 129H54V130H53ZM57 129L60 130V128H57ZM129 129L132 130V128H129ZM144 129H146V128H144ZM162 129H163V130H162ZM225 129H230L229 131H230L231 133H230L229 131L225 130ZM242 129H241V130H242ZM248 129H247V131H245V132H247L249 135H251V134H250L251 131L249 132ZM9 130H8V131H9ZM12 130H14V128H12ZM12 130L10 131V134L13 133ZM98 130L95 129V131H98ZM101 130H102V129H100L99 131H101ZM106 130H109V128L106 129ZM149 130H150V129L148 128V131H149ZM161 130H162V131H161ZM168 130H169V131H168ZM177 130L179 131V133H177ZM191 130H193V131L191 132ZM205 130H206V129H205ZM3 131H4V130H3ZM14 131H15V130H14ZM23 131H25V130H23ZM29 131H30V130H29ZM44 131H43V132H44ZM99 131H98V132H99ZM102 131H103V130H102ZM102 131H101V135L105 132V131H103V132H102ZM140 131H143V130H140ZM167 131L170 132V133H167ZM185 131H186V132H185ZM213 131H214L215 133H213ZM235 131H236V130H235ZM239 131H238V134L240 135L241 131H240V133H239ZM253 131H257V130L254 129ZM253 131H252V133H253ZM26 132H27V131H26ZM76 132H77V131H76ZM88 132H89V131H88ZM98 132H97V133H98ZM108 132H109V131H108ZM135 132H134V133H135ZM152 132H153V129H152ZM206 132H207V131H206ZM209 132H208V133H209ZM228 132H229V133H228ZM236 132H237V131H236ZM0 133H1V130H0ZM15 133H17V132H15ZM15 133H14V134H15ZM31 133H32V132H31ZM56 133H57V132H56ZM97 133H96V135H97ZM112 133H113V132H112V130H111V133L106 134V132H105L104 135H109V134L112 135ZM132 133H133V132H132ZM132 133H131V134H132ZM145 133H146V132H145ZM145 133H144V134H145ZM150 133H151V132H150ZM155 133H156V134H155ZM157 133H158V134H157ZM194 133H196V132H194ZM212 133H213V134H212ZM233 133H234V132H233ZM243 133H244V131H243ZM243 133H241L242 136H243ZM247 133H246V134H247ZM254 133H255V132H254ZM8 134H9V133H8ZM8 134H7V135H8ZM10 134H9V135H10ZM21 134H22V133H20V135H21ZM27 134L29 135V133H27ZM27 134L25 133V135H27ZM151 134H152V133H151ZM169 134H171V135H169ZM184 134H183V135H184ZM196 134H198V132H197ZM196 134H195V135H196ZM205 134H206V133H205ZM248 134H247V137H249ZM5 135H6V133H5ZM5 135H4V136H5ZM12 135H13V134H12ZM17 135L19 136V133H18ZM17 135H15V137H16ZM43 135H45V134H43ZM58 135H59V134H58ZM93 135H94V134H93ZM98 135H100V134L98 133ZM98 135H97V136H98ZM104 135H102L101 139L105 137ZM111 135H109V136H111ZM181 135H182V134H181ZM207 135H209V134H207ZM229 135H230V137H228ZM263 135H264V134H263ZM263 135H262V136H263ZM13 136H14V135H13ZM13 136H12V138H13ZM50 136H51V135H50ZM55 136H56V135H55ZM137 136H139V135H136V137H137ZM154 136H153V137H154ZM184 136H185V135H184ZM197 136H199V134L196 135L195 137H197ZM205 136H206V135H205ZM205 136H203V138H204ZM214 136H215V138L217 137V135H214ZM242 136H239V137H242ZM254 136H257V137H258V135H254ZM6 137H7V136H6ZM15 137H14V138H15ZM33 137H34V136H33ZM37 137H38V136H37ZM52 137H53V135H52ZM56 137H57V136H56ZM94 137H95V136H94ZM172 137H173V136H172ZM172 137H171V139H170L171 142L173 141ZM185 137H186V136H185ZM187 137H188V136H187ZM187 137H186V141H188V140H187ZM199 137H200V136H199ZM232 137H233V138H232ZM235 137H237V136H235ZM8 138H10V137H8ZM16 138H17V137H16ZM44 138H45V137H44ZM109 138H110V139H114V138H111V137H109ZM109 138H108V139H109ZM130 138H131V137H130ZM151 138H152V137H151ZM155 138H154V139H155ZM244 138H245V137H244ZM249 138H250V137H249ZM249 138H248V139H249ZM258 138H259V137H258ZM17 139L19 140V138H17ZM20 139H21V138H20ZM91 139L93 140V139H96V138H91ZM116 139H117V138H116ZM116 139L114 140L115 142H116V141H119L118 139H117V140H116ZM164 139H162V140H164ZM192 139H193V138H192ZM204 139H205V138H204ZM204 139H203V140H204ZM240 139H241V138H240ZM24 140H25V139H24ZM47 140H48V139H47ZM75 140H76V139H75ZM160 140H161V139H160ZM168 140H169V138H168ZM203 140H202V141H203ZM216 140H218V139H216ZM220 140H221V139H220ZM230 140H233V141H230ZM236 140H237V141H236ZM249 140H251V139H249ZM258 140H261V139H258ZM7 141H8V140H7ZM14 141L17 142L16 139H15V140H12V142H14ZM20 141H21V140H20ZM29 141H30V140H29ZM44 141H45V140H44ZM53 141H54V140H53ZM55 141H57V140H55ZM102 141L104 142L103 139H102ZM105 141H106V140H105ZM177 141H178V139H176V143H177ZM179 141H181V140H179ZM213 141H214V139H213ZM218 141H219V140H218ZM218 141H217V142H218ZM246 141H247V140H246ZM22 142H23V140H22ZM22 142H21V143H22ZM48 142H49V141H48ZM72 142H73V140H72ZM96 142H97V140H96ZM120 142H121V141H120ZM123 142H124V141H123ZM158 142H156L155 144L157 145V144H159V143H161V142L163 143V141H161V142H159V143H158ZM207 142H208V140H207ZM209 142H210V141H209ZM219 142H220V141H219ZM221 142L223 143L222 140H221ZM42 143H43V142H42ZM76 143H77V142H76ZM112 143H113V142H112ZM152 143H153V142H152ZM162 143H161V144H162ZM168 143H169V141H168ZM168 143H166V144H168ZM172 143H173V142H172ZM172 143H170V144H168V145H169V146H174V145L176 144V143H175V144L173 145ZM178 143H179V142H178ZM187 143H189V142H187ZM232 143H231V144H232ZM245 143H246V142H245ZM261 143H262V141H261ZM4 144H5V143H4ZM53 144H55V143H53ZM53 144H52V146H54ZM100 144H101V143H100ZM107 144H108V143H107ZM114 144H115V143H114ZM131 144H133V143H130V145H131ZM155 144H154V145H155ZM164 144H165V143H164ZM164 144H163V146H165ZM220 144H221V143H220ZM240 144H241V145H240ZM246 144H249L248 141H247ZM254 144H256V141H255ZM5 145H6V144H5ZM11 145H12V144H11ZM43 145H44V143H43ZM102 145H103V143H102ZM108 145H109V144H108ZM110 145H111V143H110ZM110 145H109V148H112L113 146L111 147ZM127 145H129V144H127ZM156 145H155V148H157ZM179 145H180V144H179ZM202 145H203V144H202ZM202 145H201V146H202ZM222 145H224V143H223ZM251 145H252V144H251ZM263 145H264V143H263ZM263 145H262V147H260V149H261V148H262V149L264 148ZM52 146H51V144H50V148H51L53 151L50 150L49 146H48V148H46V152H47V150L49 151V154H47V156L50 155V154L52 153L53 155H57L56 157H58V159H59L60 156H58V154H57V151H58V149H59V148L57 147L58 145H55V146L58 148V149H56V150L54 149V148H56V147H55V146L52 147ZM93 146H94V145H93ZM99 146H100V145H99ZM99 146H98V147H99ZM116 146H117V145H116ZM116 146L114 145V147H116ZM124 146H125V145H124ZM124 146H123V147L120 146V147H118V149H121V147L124 148ZM135 146H136V145H135ZM135 146H134V147H135ZM139 146H140V145H139ZM143 146H144V145H142V147H143ZM151 146H152V145H151ZM176 146H177V145H176ZM176 146H174V150H175ZM224 146H225V145H224ZM16 147H17V146H16ZM85 147H86V146H85ZM103 147L106 148V147H108V146L105 147V146L103 145ZM127 147H128V146H127ZM144 147H145V146H144ZM158 147H159V146H158ZM187 147H188V144H187ZM44 148H45V147H44ZM79 148H80V147H79ZM82 148H83V147H82ZM109 148H108V149H109ZM135 148H137V147H135ZM146 148H147V146H146ZM181 148H182V147H181ZM188 148H189V147H188ZM234 148H233V149H234ZM237 148H236V149H237ZM254 148H255V146H254ZM254 148H253V150H256V149H254ZM258 148H259V147H258ZM76 149H77V148H76ZM112 149H114V148H112ZM124 149H125V151H126V148H124ZM124 149H121V150L123 151ZM127 149H128V148H127ZM142 149H143V148H142ZM147 149H148V148H147ZM147 149H145V150H147ZM153 149H154V148H153ZM159 149H160V148H159ZM182 149H183V148H182ZM226 149H227V148H226ZM228 149H229V148H228ZM233 149H232V150H233ZM260 149H259V151H260ZM4 150H5V149H4ZM6 150H7V149H6ZM16 150H17V149H16ZM59 150H60V149H59ZM116 150H117V148H116ZM116 150H113V151H111V152L116 153V152H115ZM157 150H158V148H157ZM172 150H173V147H172ZM184 150H185V149H184ZM191 150L193 151L192 148H191ZM191 150H189V151L191 152ZM230 150H231V149H230ZM234 150H235V149H234ZM240 150H241V151H239V150H238V151H239V152H242V149H240ZM250 150H249V151H250ZM263 150H264V149H263ZM10 151H11V149H10ZM12 151H13V150H12ZM42 151H45V149L42 150ZM105 151H106V149H105ZM107 151H108V153L110 152L109 150H107ZM122 151H120V152H122ZM138 151H139V150H138ZM143 151H144V149H143ZM148 151H149V150H148ZM161 151H162V149H161ZM161 151L159 150V152H161ZM175 151H176V150H175ZM238 151H237V152L234 151V152H235L236 154H238V153H239ZM53 152H56V153H53ZM59 152H60V151H58V153H59ZM91 152H92V150H91ZM120 152H119V150H118V152H117V154H116L115 156H118V157H121V156H122V157H121V160H123V161L126 160L125 162H126L128 165H129V162H130V165H132V164H133V163H131L132 161L135 160V162H136V160L139 159L138 157H137L138 159H137V158H133V157H136V156H137V153H134V152L131 151V150H130V153H131V154L134 153V154H132V159H134V160H132V159H130V158H129V159L132 160V161H129V160H128V156H126L127 158L125 157V155H127L128 153L126 154V153L122 152V154H123V153L125 154V155L123 154V155H124V156H123L122 154H120ZM126 152H127V151H126ZM139 152H140V151H139ZM157 152H158V151H157ZM162 152H163V151H162ZM252 152H253V151H252ZM255 152H256V151H255ZM14 153H15V150H14ZM16 153H17V152H16ZM61 153H62V152H61ZM78 153H79V152H78ZM97 153H98V152H97ZM99 153H100V152H99ZM106 153H107V152H106ZM140 153H141V152H140ZM144 153H146V151H144ZM154 153H155V152H154ZM163 153H164V152H163ZM163 153H162V154H163ZM213 153H214V151H213ZM216 153H217V152H216ZM219 153H220V152H219ZM250 153H251V152H250ZM250 153H249V154H250ZM258 153H260V152H258ZM258 153H256V154H258ZM17 154H18V153H17ZM66 154H68V153H64V156H63V157H66V156H67ZM112 154H113V153H112ZM118 154H119L120 156H119ZM155 154H156V153H155ZM158 154L160 155V153H158ZM185 154H186V152H185ZM190 154H191V153H190ZM243 154H244V153H243ZM243 154H238V155L241 157V155H243ZM60 155H61V154H60ZM65 155H66V156H65ZM68 155H69V154H68ZM70 155H71V154H70ZM70 155H69V156H70ZM102 155H103V154H102ZM163 155H164V154H163ZM174 155H175V154H174ZM231 155H234V154L231 153ZM250 155H251V154H250ZM69 156H68V157H69ZM92 156H93V155H92ZM142 156H143V154H142ZM144 156H146V155H144ZM239 156H238V157H239ZM257 156H258V155H257ZM4 157H5V156H4ZM10 157L13 158L12 156H10ZM18 157H19V155H18ZM96 157H97V156H96ZM124 157H125V158H124ZM148 157H149V156H148ZM161 157H162V156H161ZM163 157H164V156H163ZM163 157H162V158H163ZM240 157H239V158H240ZM252 157L254 158V156H252ZM32 158H33V165H32V168H33V167L35 166V164H36V159L38 158V156H37V155H33ZM69 158L71 159V156H70ZM116 158H117V157H116ZM122 158H124V159H122ZM146 158H147V157H146ZM7 159H8V158H7ZM15 159L18 160V158L15 157V158H14V161H15ZM58 159H57V160H58ZM64 159H65V158H64ZM64 159L61 158V160L59 161V162L61 163V165H62V163L66 162V161L68 160L67 158H66V161H65ZM111 159H112V158H111ZM117 159H118V158H117ZM220 159H221V158H220ZM222 159H223V157H222ZM226 159H227V158H226ZM235 159H237V155H236V158H235ZM241 159H242V162H243V161H244L243 158H241ZM255 159H256V158H255ZM262 159H263V158H262ZM62 160H63V162H61ZM113 160H114V159H113ZM119 160H120V158L118 159V161H119ZM121 160H120V161H121ZM127 160H128L129 162H127ZM145 160H148V159H145ZM239 160H240V159H238V161H239ZM29 161H30V160H29ZM29 161H28V162H29ZM101 161H102V160H101ZM123 161H121V162H123ZM218 161H219V160H218ZM218 161H217V162H218ZM235 161H236V160H235ZM255 161L257 162V160H255ZM19 162H20V161H19ZM21 162L25 163L24 161H21ZM71 162H72V161H71ZM71 162H70V165H73V166H75V165H79V164H80L79 162H78L79 164L77 163V160H76V163H77V164H75V162H74L73 164H71ZM91 162H92V161H91ZM125 162H123V163L126 164ZM140 162H141V160L139 159V164H140ZM148 162H149V160H148ZM213 162H214V161H213ZM217 162H216V163H217ZM222 162H223V161H222ZM258 162H259V161H258ZM3 163H5V162H3ZM7 163H8V162H7ZM16 163H17V162H16ZM16 163H14V164H16ZM66 163H67V162H66ZM68 163H69V161H68ZM83 163H84V162H83ZM83 163H82V164H83ZM136 163H138V161H137ZM141 163L144 165V167H145V169H146V170H142V171H144V173H148V174H149V172H148L147 170H149L150 168L147 169L146 164H144L143 162H141ZM149 163H150V162H149ZM218 163H219V162H218ZM218 163H217V164H218ZM246 163H247V162H246ZM249 163H250V162H249ZM253 163H254V162H253ZM41 164H42V163H41ZM74 164H75V165H74ZM89 164H90V163H89ZM127 164L124 165V166H126V168H124L123 166H121L122 164L120 165L121 169L124 168L123 171H124L125 169H127V166H128ZM134 164H135V163H134ZM160 164H161V163H160ZM160 164H159V165H160ZM223 164H224V162H223ZM239 164H241L240 167H241L242 165L245 166V161H244L243 163H239ZM239 164H238V165H239ZM254 164H255V163H254ZM6 165L9 166V163L6 164ZM10 165H11V164H10ZM17 165H18V163H17ZM45 165L47 166V164H45ZM45 165L42 164L43 167H44ZM49 165H51V164H49ZM130 165H129V166H130ZM140 165H141V164H140ZM219 165H220V163H219ZM246 165H247V164H246ZM248 165H249V164H248ZM15 166H16V165H15ZM39 166H40V165H39ZM46 166L44 167V169L46 168V169H45V171L47 170L46 172H48V170H49V172L47 173V176H48V175H50L51 171H50V169H47V167H49V166H47V167H46ZM62 166H63V165H62ZM79 166H80V165H79ZM79 166H77V167L75 166V167H76L78 170H79V168H80L81 166H82V167L84 166V168L87 167V169H89L90 172H86V169H84L85 172H86V173H90V174H92V173H91V170H92L91 167H92L93 165H92V166L89 165L90 168H91V170H90V168L88 167V164H87L86 167H85L84 164L81 165L80 167H79ZM129 166H128V167H129ZM133 166H135V165L130 166L128 169H131ZM153 166H154V165H153ZM243 166H242V167H243ZM9 167H11V166H9ZM24 167H25V166H24ZM43 167H42V168H41V167H38V168H39V169H38L39 172L36 170L38 174L41 172V171H40L41 169L44 170ZM50 167H51V166H50ZM82 167H81V168H82ZM113 167H114V166H113ZM140 167H143V166H140ZM144 167H143V168H144ZM148 167H149V166H148ZM217 167H218V165H217ZM12 168H13V167H12ZM18 168H19V167H18ZM18 168H17V169H18ZM36 168H37V167H36ZM51 168H52V167H51ZM135 168H136V167H134V168H132V169L134 170ZM179 168H180V167H179ZM179 168L176 169V170H170V171H169V175L167 176V179L164 181V184L171 185L170 178H178V176H179V172H180V169H179ZM228 168H229V166H228ZM244 168L246 169V166H245ZM13 169H14V168H13ZM21 169H22V168H21ZM65 169H67V168L65 167ZM69 169H70V168H68V170H69ZM72 169H73V168H71V170H69V171H72ZM128 169H127V170H128ZM245 169L242 168L241 170H245ZM256 169H257V168H256ZM6 170H7V169H6ZM22 170H24V168H23ZM22 170H21V172H23ZM78 170H75V169L73 170V171L76 172L75 175L78 174L77 176H78L80 179L85 180V178H86V181H87V177H85L84 174L82 175L83 178H81V177L79 176L80 173H78ZM80 170H83V169H80ZM80 170H79V171H80ZM95 170H96V169H95ZM98 170H99V169H98ZM224 170H226V169H224ZM249 170H250V169H248V171H249ZM258 170H259V169H257V172H256V173H253V172H252L253 170H252V171L250 170V172H248L247 169H246L245 171L248 172L250 175H251V174H255V175L257 174V176H261V175H259L260 173H258ZM3 171H4V170H3ZM24 171H25V170H24ZM32 171L34 172L35 169L32 170ZM93 171H94V170H93ZM93 171H92V172H93ZM131 171H132V170H131ZM131 171H130V172H131ZM135 171H136V170H135ZM135 171H133V173H134V175H135V173H136V176H134L132 172H131V174H132V176H134V179H135L136 181H139L138 179L135 178V177L139 176V175H137V172H135ZM212 171H213V170H212ZM0 172H1V171H0ZM11 172H12V171H11ZM11 172H10V174H11ZM15 172H16V171H15ZM15 172H14V173H15ZM80 172H81V173H85L84 171H83V172L80 171ZM94 172H95V171H94ZM94 172H93L92 175H89V174L86 175V173H85V175L88 176V178H89L88 180H92L93 178H94V179L97 178V177L95 178L94 175L97 174V173L99 174V172H95V174H94ZM124 172L129 173V175L131 176L130 172H128V171H126V170H125ZM151 172L153 173L152 170H151ZM221 172H222V171H221ZM254 172H255V171H254ZM259 172H260V170H259ZM5 173L7 174L8 171H6ZM25 173H26V172H25ZM52 173H53V172H52ZM52 173H51V174H52ZM72 173H73V172H72ZM144 173H143V175H146V174H144ZM2 174H3V173H2ZM6 174H4V175H6ZM8 174H9V173H8ZM33 174L36 175L35 172H34ZM43 174L45 175L44 172L42 173V175H43ZM57 174H58V173H57ZM57 174H55L56 176H53L54 173H53V175H51L52 178H54L53 180H55V183H56V179H57V178H55V177H57ZM73 174H74V173H73ZM148 174H147V177H150V176H148ZM160 174H161V173H160ZM246 174H247V173H246ZM62 175H63V174H62ZM102 175H103V173H102ZM141 175H142V174H141ZM150 175H151V174H150ZM247 175H248V174H247ZM255 175H253V176L255 177ZM7 176H8V175H7ZM45 176H46V175H45ZM47 176H46V177H47ZM58 176H59V175H58ZM77 176H76V177H77ZM91 176H92V179H91ZM95 176H96V175H95ZM117 176H118V173H117ZM154 176H155V175H154ZM253 176H251V177H253ZM1 177H2V176H1ZM37 177H38V176H37ZM48 177H50V176H48ZM84 177H85V178H84ZM118 177H119V176H118ZM155 177H156V176H155ZM179 177H180V176H179ZM2 178H3V177H2ZM5 178H6V176L4 177V179H5ZM35 178H36V176H35ZM50 178H51V177H50ZM61 178H64V177L61 176ZM100 178H101V176H100ZM150 178H152V177H150ZM261 178H262V177H261ZM31 179H32V177H31ZM38 179H41V180H42V178H39V177H38ZM48 179H49V178H48ZM116 179H117V178H116ZM147 179L149 180V178H144V180H143V178H142V179H140V181H141V180L145 181V180H147ZM248 179H249V178H248ZM252 179H253V178H251V180H252ZM256 179H259V177L256 178ZM256 179H255V180H256ZM1 180L3 181V179L0 178V182L2 183ZM6 180H8V178L5 179V181H6ZM32 180H33V179H32ZM34 180L37 181V179H34ZM49 180L51 181V179H49ZM49 180H46V179L44 180L45 185H48L47 183H48ZM78 180H79V179H78ZM117 180H118V179H117ZM148 180H147V182H148L149 184L147 183L148 185H146V187H144V188H150V186H153V185L155 184V183H154L153 185H151L154 181L151 182V180H149V181H150V182H149ZM155 180H156V179H155ZM181 180H182V179H181ZM262 180H263V179H262ZM93 181H95V182L97 183V180H93ZM156 181H157V180H156ZM156 181H155V182H156ZM256 181H257V180H256ZM8 182H9V180H8ZM10 182L12 183V181H10ZM10 182H9V183H10ZM38 182H40V181H38ZM41 182H42V181H41ZM44 182H43V183H44ZM145 182H146V181H145ZM145 182H143V183H145ZM239 182H241V181H239ZM6 183H7V182H6ZM9 183H7V184H9ZM18 183H19V182H18ZM50 183H51V182H50ZM50 183H49V185H50ZM80 183H81V182H80ZM96 183H95V184H96ZM100 183H101V182H100ZM143 183H142V181H141L142 186H143ZM235 183H236V182H235ZM252 183H253V182H252ZM254 183H255V181H254ZM256 183H257V182H256ZM25 184H26V183H25ZM53 184H54V183H53ZM53 184H52V185H53ZM90 184H91V183H90ZM97 184H98V183H97ZM145 184H146V183H145ZM238 184H239V183H238ZM258 184H259V187H260V185H261V188L263 187L262 189H264L263 184L257 183V186H258ZM4 185H5V184H4ZM43 185H44V184H43ZM49 185H48V186H49ZM52 185H51V187L49 186L50 188H48V187H44V188H46V189L48 188L49 190H50V189L52 190V189H54V187H55L56 184L54 185V187H53ZM62 185H63V184H62ZM149 185H150V186H149ZM222 185H223V184H222ZM224 185H225V184H224ZM5 186H6V185H5ZM12 186H13V185H12ZM14 186H15V185H14ZM14 186H13V187H14ZM31 186H32V185H31ZM35 186H36V185H35ZM35 186L33 185V187H35ZM103 186H104V185H103ZM128 186H129V185H128ZM128 186H127V187H128ZM144 186H145V185H144ZM156 186H157V185H156ZM156 186L154 185V187H156ZM253 186H254V185H253ZM6 187H7V186H6ZM13 187H11L10 189H14ZM36 187H37V186H36ZM36 187H35V188H36ZM123 187H124V186H123ZM130 187H131V186H130ZM134 187H135V186H134ZM235 187H236V186H235ZM235 187L233 186L232 188L234 189L233 192L235 191L236 194H239L240 192H243V191H240V189H241V190H244V189H242V188L237 189V188H235ZM8 188H9V187H8ZM42 188H43V187H42ZM64 188H65V186H64ZM151 188H152V189H151ZM151 188H150V189L152 190L151 192H148V191H147L148 193H150V195H152V194L154 193V195H152L150 198H154V196H155V198H156L157 195H158V193H159V195H160V193H162L160 196H162V195L165 193V192L163 193V189H160V192H158L159 189L157 190V187H156V191H155V188H154V190H153V187H151ZM159 188H160V187H159ZM216 188H217V187H216ZM221 188H222V187H221ZM228 188H229V187H228ZM230 188H231V187H230ZM230 188H229V189H230ZM232 188H231V189H232ZM10 189H9V190H10ZM46 189H45V190H46ZM48 189H47L48 193L51 192L50 195L53 197V194H52V193H53V190H52V191H49ZM66 189H67V188H66ZM127 189H128V191H129V188H127ZM136 189H137V188H136ZM258 189H259V188H258ZM38 190H39V189H38ZM55 190H57V189H54V191H55ZM138 190H139V189H138ZM147 190H149V189H147ZM237 190H239V191L237 192ZM11 191H12V190H11ZM11 191H10V192H11ZM14 191H15V190H14ZM20 191H21V188H20ZM22 191H24V188H23ZM161 191H162V192H161ZM164 191H166V189H165ZM263 191H264V190H263ZM15 192L20 193L19 191H15ZM24 192H26V191H24ZM24 192H23V193H24ZM34 192H35V191H34ZM93 192H94V191H93ZM157 192H158V193H157ZM183 192H185V191H183ZM183 192H182V193H183ZM23 193H21V194H23ZM26 193H27V192H26ZM26 193H24V194H26ZM36 193H37V189H36ZM40 193H41V194H39V191H38V194L40 195V197H42V199H41L40 197H37V199L40 198V199H41V200L39 199L40 201L46 199V198H43V195H42V194H43V191H42V189H40ZM46 193H47V192H46ZM46 193H44V194H46ZM67 193H68V192H67ZM69 193H70V192H69ZM116 193H117V192H116ZM151 193H152V194H151ZM155 193H156V195H155ZM185 193H187V192H185ZM243 193L245 194L244 196H247V195H246L247 192H246V193L243 192ZM243 193H242V194H243ZM13 194H14V193H13ZM16 194H17V193H16ZM28 194H29V193H28ZM28 194H27V200L25 199L26 201H28V200L33 196V195H32V196L30 195V197H28ZM55 194H56V193H55ZM95 194H96V193H95ZM95 194H94V196H99V195H95ZM242 194H241V195H242ZM159 195H158V198H159ZM164 195L166 196V197H165V200H166V201H165V200H162V199H164L163 197L160 198V200H162L161 203H160V200H159L158 198H156V199H154V200H152V201H156L157 204L160 203V204H158L159 206H161L162 204H163V205H164V204H167L168 201H169V204H168V205L172 204V206H173V205H174V206L176 205V207H177V205H178V208H179V204L182 203V202L180 201V199H178V203H177V200L170 198V195H169V194L167 195V193H166V194H164ZM173 195H174V193H173ZM193 195H194V194H193ZM15 196H17V195H15ZM68 196H70V195L68 194ZM68 196H67V197H68ZM76 196H77V195H76ZM87 196H88V195H87ZM90 196H91V195H89V197H90ZM94 196L92 195V197H90V198L88 197L89 199L86 198V200L89 201L91 198H95ZM120 196H121V195H120ZM124 196H125V195H124ZM124 196L122 195V197H124ZM168 196H169V199L167 200L166 198H167ZM237 196H238V195H237ZM242 196H243V195H242ZM13 197H14V196H13ZM18 197H21V196L19 195ZM24 197H25V196H24ZM49 197H50V196H49ZM49 197H47V198L49 199ZM70 197H71V196H70ZM70 197H69V198H70ZM101 197H102V196H101ZM101 197L99 198V199H100V203H102V202L104 201V200H103L104 198H101ZM172 197H175V198H176L177 196L175 195V196H172ZM232 197H233V196H232ZM14 198H15V197H14ZM28 198H29V199H28ZM35 198H36V195L34 194V199H35ZM50 198H51V197H50ZM71 198H72V197H71ZM74 198H75V197H74ZM97 198H98V197H97ZM97 198H96V200L91 199V200L94 202V203H92V205H93L92 207H91V202H89V203L87 202L86 205H88V204H89V205H88L87 207H85L86 205L83 206V208L85 207V208H84L85 210H84V211H81V210L79 211L78 215H80L81 219L84 217L83 214L85 215L86 213H87V215H85V218H83V219H88V216H89V215H91V216L94 217L95 212H96V214L99 213L97 216H98V217L101 216V217H100L101 219L103 218V216L105 217L106 215L108 216V215H111V214H114V216L116 215V216L118 217V213H120V212L117 213V209H115V206H113V205L109 202L110 205H112V207L116 210V213H115L114 211H112V210H109V209H110V205H107V206L105 205V204H107L106 202H108V201L103 202L101 205L98 204V203H95L96 201L99 202V200H98ZM107 198H108V197H107ZM177 198H178V197H177ZM245 198H248V202H250L251 198H250V200H249V197H245ZM258 198H259V197H258ZM15 199L17 200V199H19V198H15ZM34 199H33V200H34ZM48 199H47V200H48ZM52 199H55V198H51V199H49V200H52ZM61 199H62V198H61ZM83 199H84V197H83ZM113 199H114V197H113ZM171 199L173 200V203H170V202H171ZM201 199H202V198H201ZM23 200H24V199L21 198L20 201L22 202ZM25 200H24V201H25ZM31 200H32V199H30V201H31ZM187 200H188V199H187ZM10 201H13L12 196L10 195V193L6 190V188L0 187V225H1L2 223H6L5 206H6L8 203H10ZM53 201H56V200H52V202H53ZM57 201H58V200H57ZM69 201H70V200H69ZM82 201H83V200H82ZM101 201H102V202H101ZM134 201L136 202V205H139V204L141 203V200H140L139 198H136ZM158 201H159V202H158ZM163 201H164V202H163ZM175 201H176V203H175ZM196 201H197V200H196ZM253 201H255V200H253ZM38 202H39V201H38ZM43 202H46V203H44L45 205H46V204H49V206H50V201H48L49 203H47V201H43ZM73 202H75V200H74ZM73 202H72V203H73ZM79 202H80V200H79ZM79 202H78V205L80 206L81 203H79ZM156 202H154V203H156ZM165 202H167V203H165ZM179 202H180V203H179ZM188 202H189V200H188ZM199 202H200V201H199ZM246 202H247V201H246ZM255 202H257V201H255ZM19 203H20V202H19ZM24 203H25V202H23V206H24ZM31 203H32V202H31ZM34 203H35L34 206H36L37 204H36L35 201L33 202V204H34ZM40 203H41V202H40ZM54 203H56L55 205H58L59 207H61V206H64V207H65V204L62 205L61 202H59V201H58V202H53V203H51V204H52L51 207L54 205ZM58 203H59V204H58ZM62 203H63V202H62ZM72 203H70V204L72 205ZM76 203H77V202H75L74 204H76ZM191 203L193 204V202L190 201V205H191ZM195 203H197V202H195ZM26 204H27V203H26ZM42 204H43V203H42ZM84 204H85V203H84ZM96 204H98V206H99V205H100V206L98 207V206H96ZM199 204H200V203H197L198 206H199ZM253 204H254V202H253ZM28 205H29V203H28ZM38 205H39V204H38ZM38 205L36 206L37 209L39 208L38 210H36L37 212L35 211V213H34V211H32V212L35 214L34 217H37L38 214H40V207H41V206L39 207ZM60 205H61V206H60ZM76 205H77V204H76ZM76 205H74V207H75ZM78 205L76 206V208H78ZM102 205H103V206H102ZM154 205H156V204H154ZM163 205H162V206H163ZM197 205L194 204L193 206L196 207ZM201 205H202V204H201ZM251 205H252V204H251ZM254 205H255V204H254ZM254 205H253V206H254ZM256 205H257V204H256ZM256 205H255V206H256ZM31 206H32V205H31ZM58 206H57V208H56V206H55V209H56V210H57V209H58V210H62V209H59ZM95 206H96V207H95ZM104 206H105L106 208H103ZM124 206H125L126 209L128 210L129 205H128L127 201H125ZM164 206H167V205H164ZM174 206H173V207H174ZM180 206H181V204H180ZM182 206H183V205H182ZM184 206H185V205H184ZM198 206H197V208H198ZM202 206H203V205H202ZM202 206H201V207H202ZM249 206H250V205H249ZM42 207H43V206H42ZM42 207H41V208H42ZM64 207H63V208H64ZM66 207H67V205H66ZM68 207H69V206H68ZM68 207H67V208H68ZM74 207H73V208H74ZM94 207H95L96 209H95ZM100 207H101V208H100ZM108 207H109V208H108ZM112 207H111V209H113ZM173 207H172V208H173ZM176 207H174L173 210H175ZM203 207H204V206H203ZM212 207H213V206H212ZM258 207H259V206H258ZM46 208H47V211H49V210H50V211H51V210H54V207H53V209H50V208H48V207H46V206L44 207V209L42 208L41 210H45V212H46ZM69 208H70V207H69ZM81 208H82V207H81ZM99 208H100V209H99ZM157 208H159V207H157ZM180 208H183V209H184V208H186V207H180ZM180 208H179V210H180ZM204 208H206V206H205ZM259 208H260V207H259ZM29 209H31V208H29ZM32 209H33V208H32ZM32 209H31V210H32ZM89 209H90V210H89ZM93 209H94L95 211H94ZM97 209L102 210V211H99V210H97ZM105 209L108 211V213H109V212H112V213H109V214H108V213L106 212ZM162 209H163V208H162ZM183 209H182V210H183ZM63 210H64V209H63ZM66 210H67V212H68L69 210L71 211V208H70V209H66ZM86 210H87V211H86ZM92 210H93L94 212H93ZM96 210H97V211H96ZM103 210H104V211H103ZM118 210L120 211V209H118ZM173 210H172V211H173ZM38 211H39V212H38ZM64 211H65V210H64ZM64 211H63V212H64ZM89 211H91V213H90ZM98 211H99V212H98ZM186 211H187V210H186ZM188 211H189V210H188ZM210 211H211V210H210ZM45 212L42 213V211H41V216H42V214H43V216H42V217H41V216L37 217V218H39V219L41 220L40 222H42V220H43V221H47V220H48V217H51V214H50L51 212L49 213L50 215L48 214L49 216L46 215ZM61 212H62V211H59V213H58V212H56V213H58L59 216H60V214H61V217H62V213H61ZM67 212L65 211V213H67ZM80 212H81V213H80ZM84 212H85V213H84ZM101 212L104 213V214L102 215ZM105 212H106V213H105ZM174 212H175L176 214H178V211H177V210H175ZM182 212H185V210L182 211ZM54 213H55V212H54ZM65 213H64V214H65ZM69 213L71 214V212H69ZM75 213H76V212H75ZM75 213H73V214H75ZM82 213H83V214H82ZM93 213H94V214H93ZM185 213H186V215H188V216L191 215V214H190V215L187 214V212H185ZM189 213H190V212H189ZM198 213H199V212H197V214H198ZM199 214H201V213H199ZM44 215H45V217L47 216V218H45ZM54 215L57 216V214H54ZM121 215H122V214H121ZM203 215H204V214H203ZM203 215H200V216H203ZM55 216H54V217H55ZM59 216H58V217H59ZM68 216H69V215L67 214L66 218H67ZM86 216H87V217H86ZM119 216H120V214H119ZM181 216H182V215H181ZM198 216H199V215H198ZM40 217H41V218H40ZM58 217H56L57 220L60 219V218H58ZM72 217H73V216H71V218H72ZM109 217H110V218L112 217V218L110 219V220L112 221V219H113V215H111V216H109ZM121 217H123V215H122ZM182 217L184 218V216H182ZM191 217H196V216H190V218H191ZM204 217H205V216H203V219H204ZM56 218H54V223H53V221L51 220V219H53V216H52V218H50V221H49V222H48V221H47V223L45 222L46 225H47L48 227H47L46 225H43V224H41V225H43L45 228L47 227L48 229H49V226H50V227H51V226H52V227H53V226L55 227V223L58 222V221L55 222ZM91 218H92V217H90V223H89V224H92L91 222H93V221H94L95 224H96L97 221H95V218H92V219H91ZM100 218H99V222L96 224V226L99 225V226L102 228V226H101L100 224H101V223L103 224L104 219H103L102 222H100V221H101ZM115 218H116V217H115ZM115 218H114L113 220H115ZM124 218H125V217H124ZM124 218H123V221H124ZM196 218H197V217H196ZM201 218H202V217H201ZM201 218H199V219L201 220ZM39 219H38V220H39ZM45 219H46V220H45ZM62 219H63V218H61L59 221H60V222H63V221H61ZM67 219H68V218H67ZM72 219H77L76 221H80V223L77 222V223L81 224L80 226H79V224H77L76 222H74V224H75V223L77 224V225H76L77 227H83V225L85 226V229L89 231V232H88V231H87V232H88V233H91L90 236L93 237V239H94L93 242H94V241L97 242V243H98V246H100V245H101V246H104V249L107 248V247L105 246V244H104L105 241H104V243H103V241L101 240V237H100L101 234H99V231H98V232L96 231V230H97V229H96V228H97L96 226L89 225L88 222H87V223L85 222L86 224H85V223L83 224V223H81L82 221L79 220V219L76 218V217H75V218L73 217ZM83 219H82V220H83ZM118 219H120V218H118ZM118 219H116L113 223H114V224L116 223L115 225H117V227H119V228H120V227H123V225H122V226H120V225L123 224V223H125V221H124V222H123V221L118 222ZM193 219H194V218H193ZM92 220H93V221H92ZM105 220H106V219H105ZM120 220H122V218H121ZM191 220H192V219H191ZM191 220H189V221H191ZM210 220H211V219H210ZM69 221H70V220H69ZM69 221H68V222H69ZM74 221H75V220H74ZM108 221H109V219H108ZM160 221H161V220H160ZM186 221H187V220H186ZM186 221H185V222H186ZM50 222H52L51 225H50ZM65 222H66V220H65L63 223H65ZM72 222H73V221H72ZM161 222H162V221H161ZM38 223H39V221H38ZM42 223H44V222H42ZM70 223H71V222H70ZM105 223H106V222L104 221V225H105V226H107V227L111 226L110 228H107V227H106V228H107L106 230H105V228L102 230V231L105 230L104 233H105V232L107 233V231H110V232H109V236H107V237L105 236V237L108 239V240H107V239H106V240L110 243V245H111V244L113 245V242H114V245H116L115 247H118L117 250H119V246H118L119 244H118V243H120L121 245H123V247L125 246V248H126L127 245L129 244V243L127 242L128 240H126V239H125V240L122 239L123 241H121V240L119 239L120 242H119V240H118L119 237H122V236H120L121 233H119V232H122V231L125 232V228H124V230L121 229L122 231L119 229V231L114 232V234L116 235V237H111L110 235H114V234H113V230H115V229H114V227H113L111 224H109L110 222H108V223H106V224H105ZM117 223H118V224H117ZM192 223H193V222H192ZM215 223H216V222H215ZM53 224H54V225H53ZM58 224H60V223L58 222L56 225H58ZM82 224H83V225H82ZM218 224H219V223H218ZM67 225H68V224H67ZM72 225H73V224H72ZM86 225H87V226H86ZM108 225H109V226H108ZM145 225H146V224H145ZM191 225H192V224H191ZM63 226H64V225H63ZM76 226H75V228H76ZM89 226H90V228H89ZM193 226H194V225H193ZM219 226H220V225H219ZM37 227H38V226H37ZM54 227H53V229H54ZM56 227H57V226H56ZM68 227H69V226H68ZM95 227H96V228H95ZM65 228H66V227L64 226V229H65ZM75 228H74V229H75ZM111 228H113V229H112V233H111V230H110ZM42 229H43V227H42ZM55 229H57V230H58V229H61L60 231H63L64 234H63V232L61 233V232L59 231V234L61 233L60 237L62 238L64 235H67L68 238L66 237V241H67V240L69 241V239H70L71 236H68V234H70V233H67V234L65 233V232H67L68 229H67V230H66V229L63 230L62 227H61V228H60V227H59V228L57 227V228H55ZM55 229H54V230H55ZM70 229H71V228H70ZM83 229H84V227H83ZM89 229L91 230V232H90ZM92 229H93V230H92ZM95 229H96V230H95ZM117 229H118V228H117ZM117 229H116V230H117ZM186 229H187V228H186ZM197 229H198V228H197ZM188 230H189V229H188ZM262 230H263V229H262ZM69 231L71 232V230H69ZM227 231H228V229H227ZM234 231H235V230H234ZM240 231H241V230H240ZM182 232H183V230H182ZM182 232H181V233H182ZM230 232H231V231H230ZM241 232H242V231H241ZM259 232H260V231H259ZM259 232H258V233H259ZM20 233H22V232H20ZM56 233H58V232L55 231L54 234H56ZM72 233H73V234L75 233V231H73V229H72ZM93 233H94L95 236L93 235ZM110 233H111V234H110ZM116 233H119V234H116ZM125 233H126V232H125ZM125 233H124V234H125ZM139 233L141 234V232H139ZM187 233H188V232H187ZM237 233H239V232H237ZM245 233H246V232H245ZM17 234H18V233H17ZM54 234H53V235H54ZM73 234H72V235H73ZM97 234H98V236H96ZM189 234H190V233H189ZM260 234H261V233H260ZM263 234H264V233H263ZM21 235H22V234H21ZM44 235H46V234H44ZM48 235H49V234H48ZM50 235H51V234H50ZM53 235H52V237H51V236H50V237L53 238V237H54ZM57 235H58V234H57ZM57 235H56V236H57ZM62 235H63V236H62ZM75 235H76V234H75ZM75 235H74V238H73L74 240L77 239V238H75ZM99 235H100V236H99ZM105 235H106V234H105ZM118 235H119V236H118ZM121 235H123V232H122ZM182 235H184V233H183ZM206 235H207V234H206ZM240 235H241V234H240ZM248 235H249V234H248ZM251 235H252V234H251ZM18 236H20V235H18ZM18 236H17V237H18ZM22 236H23V235H22ZM80 236H81V234H80V233L78 234V232H77V237H79L80 239L85 237L86 239L88 238V239H87V242H88L89 239H90V242L92 241L91 238H90L89 236H88V237H86L85 235H84V237H83V236L80 237ZM137 236H138V235H137ZM140 236H141V235H140ZM192 236H193V233H192ZM194 236H195V235H194ZM198 236H200V235H198ZM208 236H209V235H208ZM226 236H227V235H226ZM242 236H244V235H242ZM245 236H246V235H245ZM14 237H15V236H14ZM50 237H49V239H51ZM57 237H58V236H57ZM108 237L111 238L110 241H109V238H108ZM138 237H139V236H138ZM138 237H137V238H138ZM141 237H143V236H141ZM18 238H19V237H18ZM20 238H21V237H20ZM85 238H84V243H83L84 245H85ZM98 238H99V239H98ZM113 238H114V239H113ZM123 238H124V237H123ZM128 238H129V237H128ZM57 239H58V238H57ZM57 239H54L52 243H54V241H55V243H57V241H56ZM80 239H77V241H78V240L80 241V242L78 241L79 243H81V241H82V240H80ZM95 239H96V240H95ZM116 239H117V241H116ZM133 239H134V238H133ZM176 239H177V238H176ZM176 239H175V240H176ZM225 239H226V237H225ZM225 239L223 238V240H225ZM13 240H14V238H13ZM22 240H24L23 237H22ZM31 240H32V239H31ZM71 240H72V238L70 239V244H68V242H66L65 240L63 241V238H62L61 242L63 241V242H64V245H65L66 247H67V244H68V245H69L68 247H70V250H71V248H73L72 246H74V244H76V243H73V244H72L71 242H74V240H72V241H71ZM100 240H101L102 243L100 242ZM130 240H131V239H130ZM185 240H186V239H185ZM185 240H184V241H185ZM33 241H34V240H33ZM111 241H113V242H111ZM131 241H133V240H131ZM134 241H135V240H134ZM134 241H133V242H134ZM178 241H179V240H178ZM178 241H177V242H178ZM221 241H222V240H221ZM75 242H76V240H75ZM90 242H89L88 244H93L95 247H97L94 243H90ZM125 242L127 243V245H125ZM129 242H130V241H129ZM140 242H141V241H140ZM186 242H187V241H186ZM225 242H227V241H225ZM15 243H16V242H15ZM15 243H14V244H15ZM29 243H30V242H29ZM29 243H28V244H29ZM99 243H100V244H99ZM116 243H117L118 245H117ZM123 243H124V244H123ZM188 243H190V242H188ZM223 243H224V242H223ZM28 244H27V246H28ZM32 244H36V243L34 242V243H32ZM62 244H63V243H62ZM136 244H137V246H138L139 249L143 246V245L141 246V245H140L139 243H137V242H136ZM136 244H135V245H136ZM173 244H174V243H172L171 245H173ZM176 244H177V243H176ZM192 244H193V243H192ZM216 244H217V243H216ZM225 244H226V243H225ZM30 245H31V244H30ZM30 245H29V246H30ZM37 245H38V244H37ZM47 245H48V244H47ZM70 245H72V246H70ZM77 245H78V243H77ZM77 245H76V246H77ZM80 245H81V246H80ZM84 245H83V247H82V243H81V244L78 245V248H77L78 251L75 249V250H76V253L79 252V256H78L79 258H80V255H81V257H82V252H81V251H84L83 249H81V247L84 248V249H85V248H86V249L89 248L88 245H87L88 247H84ZM114 245H113V246H114ZM135 245H134V248H136ZM177 245H179V244H177ZM181 245H183V244H181ZM193 245H195V244H193ZM219 245H220V244H219ZM221 245H222V244H221ZM221 245H220V246H221ZM233 245H234V244H233ZM22 246H24V245H22ZM22 246L18 244L17 248H18V247L22 248ZM31 246H32V245H31ZM31 246H30V248H31ZM52 246H54V245H52ZM57 246H58V245H57ZM57 246H54V247L57 248ZM76 246H74V248H75ZM79 246H80V248H79ZM85 246H86V245H85ZM128 246H129V245H128ZM139 246H140V247H139ZM165 246H166V245H165ZM179 246H180V245H179ZM220 246L218 247V245H217V248L220 249ZM226 246H227V245H226ZM237 246H238V245H237ZM35 247H36V246H35ZM50 247H51V246H50ZM91 247H92V246H91ZM24 248H25V247H24ZM43 248H44V247H43ZM64 248H65V247H64ZM74 248H73V249H74ZM108 248H109V247H108ZM110 248H111V247H110ZM125 248H124V249H125ZM134 248H132V249H134ZM138 248H137V249H138ZM180 248H181V246H180ZM227 248H228V247H227ZM32 249H33V251L30 252V253H35V251H34L35 248H32ZM54 249H55V248H54ZM62 249H63V248H62ZM67 249H68V248H67ZM86 249H85V250H86ZM90 249H91V248H89L88 250H90ZM92 249H93V250H92ZM92 249H91V250H92L91 255H93V256L95 255L94 257H98V256H99V257H101L100 259L105 258V257H104L105 254H104V253H102V252L99 251V253L97 252V254H99V255L97 256V254H96L95 252L93 253V251H97V250H95L94 247H93ZM98 249H99V248H98ZM124 249H123V250H124ZM129 249H130V250H126V249H125L126 251L124 250L123 253H127V251H129V254H131L130 252H133V250L131 249V247H130ZM139 249H138V250H139ZM141 249H142V248H141ZM141 249H140V250H141ZM164 249H166V250L168 251V249H167L166 247H165ZM164 249L162 250L163 252L161 251L160 253H164V252H165ZM55 250L58 251V249H55ZM70 250L68 249V251H70ZM75 250H74V251H75ZM88 250H87V253H85V252L83 253V255L85 254V256H84L83 258H80V260H82V261H81V262H78V263H80V264H81V263L83 264V262L86 263V262L84 261V258L87 257V254L89 253ZM99 250H100V249H99ZM102 250H103V249H102ZM107 250H108V249H107ZM135 250H136V249H135ZM155 250H157V249H155ZM217 250H218V249H217ZM222 250H224V249L222 248L221 251H222ZM232 250H233V249H232ZM22 251H23V250H22ZM24 251H25V250H24ZM62 251H64V255H65L66 252H67L66 249H63ZM119 251H120V250H119ZM71 252H72V251H71ZM110 252H112V250H110ZM110 252H109V253H110ZM215 252H216V250H215ZM215 252H214V253H215ZM42 253H43V252H42ZM42 253H41V254H42ZM68 253H70V252H68ZM72 253H73V252H72ZM74 253H75V252H74ZM92 253H93V254H92ZM121 253H122V252H121ZM121 253H119V254H121ZM134 253H137V255H138V253H139L140 257H142L143 259H146V256H145V257L143 256L144 254H140L141 252H139V251L137 252V250H136V251H134ZM156 253L158 254V252H155V254H156ZM15 255H17V254L15 253ZM30 255H31V254H30ZM37 255H38V252H37ZM66 255L68 256V254H66ZM69 255H70V254H69ZM73 255H74V254H73ZM77 255H78V253L75 254V258L79 259V258L77 257ZM89 255H90V253H89ZM89 255H88V256H89ZM91 255H90V256H91ZM102 255H103V256H102ZM111 255H113V253H111ZM111 255H107V257L109 258V256H111ZM115 255H116V254H115ZM124 255H125V254H124ZM126 255H128V254H126ZM132 255H133V254H132ZM141 255H142V256H141ZM150 255H151V254H150ZM152 255H153V254H152ZM158 255H159V254H158ZM158 255H157V256L153 255V256L157 257V258L161 261L162 259H160V256H158ZM214 255H215V254H214ZM214 255H213V257H214ZM31 256H32V255H31ZM93 256H92V258H94ZM113 256H114V255H113ZM153 256H152V257H153ZM38 257H39V256H38ZM69 257H70V256H68V259H69ZM72 257H73L72 259H74V256H72ZM99 257H98V258H99ZM140 257L137 258V259L139 260ZM148 257H149V256H148ZM232 257H233V256H232ZM18 258H19V257H18ZM47 258H48V257H47ZM98 258H97V259H98ZM112 258H115V256L112 257ZM123 258H124V257H123ZM142 258H141V259H142ZM153 258H154V257H153ZM157 258H156V260H157ZM235 258H236V257H235ZM36 259H37V257H36ZM89 259H90V257H89ZM97 259H96V260H97ZM147 259L150 260L149 258H147ZM151 259H152V258H151ZM30 260H31V259H30ZM44 260H45V259H44ZM135 260H136V259H135ZM159 260H158V262H160ZM164 260L166 261V259H164ZM168 260H169V259H168ZM214 260H215V259H214ZM45 261H46V263L48 264L49 261H48V262H47V260H45ZM73 261H74V260H73ZM73 261H72V262H73ZM93 261H95V258L93 259ZM93 261H91V262H93ZM102 261H103V262H102ZM106 261L109 263L110 259H109V261H108V260H106ZM142 261H144V260H142ZM146 261H147V260H146ZM162 261H163V260H162ZM74 262L76 263L77 260L75 259ZM104 262H105L104 259H102V260L100 261V264H104ZM107 262H106L105 264H107ZM136 262H137V261H136ZM166 262H167V261H166ZM170 262H171V261H170ZM40 263H41V262H40ZM40 263H39V264H40ZM46 263H45V264H46ZM58 263H59V261H58ZM96 263H97V262H96ZM98 263H99V262H98ZM118 263H119V262H118ZM131 263H132V262H131ZM161 263L164 264V262H161ZM161 263H160V264H161ZM168 263H169V261H168ZM41 264H42V263H41ZM56 264H57V262H56ZM86 264H87V263H86ZM92 264H95V263L93 262ZM109 264H110V263H109ZM111 264H116V262H115V263L112 262ZM137 264H138V263H137ZM139 264H140V263H139ZM143 264H144V263H143ZM157 264H158V263H157ZM170 264H173V263H170Z\"/></svg>", "mask_w": 264, "mask_h": 264}]
</instances>
